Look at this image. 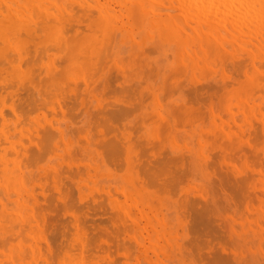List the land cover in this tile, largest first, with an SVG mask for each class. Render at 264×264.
<instances>
[{
    "label": "rangeland",
    "instance_id": "374dc122",
    "mask_svg": "<svg viewBox=\"0 0 264 264\" xmlns=\"http://www.w3.org/2000/svg\"><path fill=\"white\" fill-rule=\"evenodd\" d=\"M9 1H6V3L7 2H9V3L4 5L3 9L5 8V9H9V11H14V9H16V7H17L19 9H21L23 11V13H25V14H27V12H28L27 15L23 14L21 10H19L21 13L16 12V14L20 13L21 17L22 16L25 17L24 18L25 20L27 19L25 21L22 17V19L24 20L23 24L26 23V24L30 25V24H33V22H35V19L39 20V18H41V17H39V15L41 16V14H38V12H40V13L43 12V11H40V9L42 10V7H43V6H41L42 2H43V5L47 4L49 6V8H48V6H45V9L43 7V10L47 13H45V15L42 13L43 19L47 20V22L50 20L49 17H51V18L54 17L53 14H51L52 12L51 11L48 12V10H51L53 8L54 9L52 11L56 10L55 4L58 6L57 8L60 9V12H59V9H57L55 12L58 13V15L59 14L60 15H59V18H57L58 15L54 12L57 16L55 15L56 17L54 18L53 22L49 21V23H47L45 25V26H47V25L51 26L50 29L49 28H47V30H46V28L45 29L43 28V30L39 29V30H37V33H35V35H33V33L30 36H29V34L25 35V34L21 33L20 36H22V37H20V36L16 37L15 35H13L14 36L13 37V36L9 35V37H10L9 42H11V40H12V43L10 44L11 48L7 47V44L9 42H6V44H5L4 40L2 38H0V41H1V43H0V55L4 54V56H5V57L2 56L3 58H1V56H0V59H1L0 63L2 62V64H3V66L0 67V68H2V69H0V73L2 70L4 71V72L2 71V73L0 74V85L2 83V88L8 87L9 83L11 86H12V84H14V86H15V87L13 86V87L7 88V89H2L0 86V91L2 92V94H0V105L1 104L3 105V107L0 106V112L2 113L3 109L4 110L6 109L5 111H7V109L9 108L8 109L9 111L3 112L7 115L0 113V123H1V121H2V123L4 121V124H5V126L3 124H1V126H0V135H2V133H3V132H1V130L3 131L5 129V130H7L6 132H8V133H5V131H4V133L6 135L5 138H4V134H3V136L0 137V138H2V139H0L2 141V142L0 141V149H1L0 150V156L7 158V157H9L10 154H12V156L10 155L11 157L9 158L10 164H11V160H12V162L18 161L17 163L21 162L20 160H22L23 163L22 162L21 163H22L23 167L19 166L22 168V170H21V168L16 166L18 164L14 163V162L11 165L16 167V169L18 167V171H16V172L18 175L20 174L19 176H21V178H22L21 183L23 186L21 184L20 185H21V188L23 189V191L27 194L26 195L22 191L21 196L16 198L17 195L15 193L12 194L13 191H11L12 193H10L9 195H11L12 197L9 196V199L4 200L7 203V205H9V206L6 205L4 207V210H2V208H0V222H1L0 223V247H1V245L3 247V248H1V249H3V252L0 253L1 254L0 255V264H2V263L3 264H7V263L10 264L11 258L9 259L8 253H9V255L15 256L16 255L15 252L17 251L18 248H19V250L17 253H19L20 250H22V252H23V249L25 251L27 250L26 252H28V253H22V256H25L27 254L25 256V258L22 260L23 264H29V263L30 264H44V263L45 264H67V262H69V264L70 263L74 264V262H76L77 260L73 261V260H75L73 257L78 259V261H79V262L77 261L78 264H98V263L100 264V262H101V264H223V263L224 264H227V263L228 264H245V263H247V264H264V262H263L264 261L263 260L264 259V248H263V245H264L263 244L264 243V230H263L264 226L263 225L264 224H262L263 222H260L261 219H259L261 212L264 211V209H263L264 208V191H263L264 190V187H263L264 186V181H263V179H264V147H263V145H264V128L262 127L264 117L259 116L256 119H253L254 122L252 121V119L249 120V122H244L241 120L243 118L244 112H245V115H250V114L254 113L255 111H257L260 107L264 106V91L262 90L263 91L262 92L259 90L252 95H246V92L243 91V96L245 95L244 97L242 96V92H240V90H242L244 87H250V86L256 84V80L258 79L257 77H261L260 75H262L264 72V67H263V63H262L263 60L256 64V65L260 64V66L262 65L261 67L260 66L259 67L263 72L261 70H259L258 66H257V68H258L257 70L260 71V73L257 72L256 69H254V68H247V67L243 66L242 67L243 69L238 68V70L239 69L243 70V72L241 71L238 74L236 72V71H238V70H236L237 68H235V66L232 65L234 63L232 59H234V60L239 59L242 55H245L246 54V52H245L246 47H245V49H241V48L235 46V47H233L235 50L228 48L227 51L226 50L220 51L219 56L216 57V59L214 57L206 58L205 55H203L202 53L199 52V50H197L198 49L197 47L195 49L198 52L195 51V49H194L195 46L193 47L191 45L193 42L192 43L190 42L187 45H183V44L179 43L175 38L178 33H180L181 31H184L186 28H188L187 31H189L190 26L193 27L192 25L197 23L196 20H194V19L196 18L199 21V18L194 17V16L187 18V17H185L184 14H182L183 17L180 18V16L177 14V11L174 10L175 8L169 7L170 8L169 9L167 7L168 5L164 9L167 10L166 13H170L171 15L169 14V16H167V14L163 11L164 9L162 7H160V4H158L159 2H157V1L153 2L154 0L153 1L152 0H145L143 5L141 6V10H139V7H132V4L130 2H128V0L123 1L124 3L121 2L120 0H118L115 2L116 4L115 3L112 4V2H114L115 0L114 1L113 0L112 1L111 0H97V2H96V0H91V1L89 0L90 3L88 2V0H84V1L82 0L81 3H83L84 5L83 4L78 5V3H76L77 0H75L76 2L68 0L69 1L68 3H67V0H53V1L47 0L46 2L44 0H35V1L32 0L34 2V5L32 3L31 9L28 7L30 10H28V8L25 9V11L27 10V12H25L24 9L22 8V5L24 3L23 0L22 1L21 0H19V1L18 0H14V1L9 0ZM12 1H13V3H12ZM17 1H18V3H17ZM50 1H52V2L50 3ZM98 1L99 2L104 1L103 2L104 4L101 2L100 3L102 5L101 6V5H99ZM21 2H22V4H21ZM44 2H45V4H44ZM53 2H56V3L54 4ZM84 2H87L90 5H88L87 3H84ZM118 2L123 3V4H121V5L119 4V6H118V4H117ZM16 3L17 4L20 3V4L15 6ZM37 3H38V5H37ZM52 3H53V6H51ZM62 3H63V5H62ZM74 3L77 5H75ZM92 3L93 4L95 3V4L92 5ZM97 3H98V5H97ZM109 3L111 4L112 7L110 6ZM125 3H127V4H125ZM85 4H87V5H85ZM68 5H69V8H71L73 5H75V8H72V10L70 9L71 10L70 13L75 15L74 17L72 14H70L68 12H67L68 13L67 14L66 11L64 12V10L66 9L65 7L67 6V8H68ZM146 5H148V6L151 5L150 8L148 7L150 10L144 8V7L147 8ZM9 6L12 9L9 8ZM32 6L35 8H32ZM60 6H63L65 9L63 7L60 8ZM104 6H106L105 7L106 11L103 10ZM82 7L87 9L88 11H90V10L92 11V9H93V11H98V13L97 12L92 13L90 11L91 14H93L90 16H94L95 13H96L95 14L96 16L92 17V18H94L93 20H91V17L89 16L88 21L86 19H85L86 20L85 21L84 19H82V17L80 18V16H78L84 10ZM91 7H92V9H91ZM0 8L2 9V7H0ZM38 8H39V11L37 10ZM62 8H63V12L61 11ZM1 9H0V12H1ZM33 9H34V12L36 11L35 13H37L36 14L37 17L32 16V15H34V13L30 14L33 12ZM74 9H78V11L76 10L77 13L75 12L78 15H76L74 13V11H75ZM154 9H156V11ZM171 9L175 13L170 12ZM108 10H110L112 12V14ZM151 10L152 11L154 10L153 12H156V15L155 14L153 15V12L151 13ZM157 10L160 11L161 13L157 12ZM107 11L109 12L108 14H107ZM123 11H124V13H123ZM99 12H102V15ZM64 13H66L67 15L65 16ZM113 13H115V14H113ZM62 14H64V16L61 17ZM69 14L72 15V17ZM103 14L105 16H103ZM120 14H122V15L120 16ZM17 15H19V14H17ZM112 15H114L113 18L114 17L118 18L119 21H116L117 19H115V18L111 19ZM77 16L79 17V19ZM154 16H156V17H154ZM171 16L173 17V19ZM30 18H32V19L35 18V19H33L34 20L33 21ZM73 18L76 19V22L72 20ZM183 18L185 20L184 24L186 23V20H187L186 24L188 26L182 24ZM191 18L193 19L192 21L190 20ZM68 19H71L72 21L70 20L69 22H66V20L68 21ZM77 19H78V21H80L81 19H82V21L83 20L84 21L83 22L80 21L78 23ZM23 20L21 22H23ZM89 20H91V24L94 25L93 28H96V29H95V31H94V29H92L93 31H89L92 28V26H90L88 28V31L85 30V33H84V29H87L88 25L82 26L81 24H87V22H90ZM99 20H100V22H99ZM102 20L108 21V25H110V28L111 29L113 28L112 29L113 33H111L112 31H110L111 29L108 30L109 26L107 29H105V26L103 27ZM172 20H175V22H176V23L174 22V25L172 24L173 23ZM61 21H62V24H61ZM63 21H64V23H63ZM109 21H112V22L115 21V23L114 24L111 22L109 23ZM188 21L193 22V23H190ZM50 22L52 24H50ZM65 22L67 23V26H69L68 24H70V23H72L73 25L74 24L76 25V26H72L73 29L71 27L70 30L72 33L69 36H67V35L69 34L70 30L68 29L69 30V32H68V30L65 29V27H64ZM120 22H123V23L121 24ZM142 22H144L145 25ZM116 23H118V24H116ZM162 23L163 24L167 23V24L164 26ZM77 24L78 25L80 24L81 27H84V29L81 28V30H83V33L79 28L80 26L77 27L78 26ZM88 24L90 25V23H88ZM96 24H98V25H96ZM179 24H180V26L183 27L182 28L183 30H181V27L179 26ZM120 26H122V27H120ZM128 26L130 27V29ZM179 27H180V29H179ZM97 29L101 30V31H99V30L98 31H99V33L101 32L100 35L102 36V38H109V32H106V30L110 31V34L111 35L113 34V36H110L111 42H110V39H109V41H108V39H106V41H104L105 39L103 40L102 38H100L101 39L100 44L98 45V42L96 44V41L97 40L99 41V39H97L99 37H97V38L95 37L97 34L96 33ZM65 30H67L66 31L67 33L65 32ZM78 30H80L81 32L77 33ZM146 30L149 33V35H147ZM61 31L65 32V33H62ZM92 32H93V34H92ZM132 32H133V34H132ZM64 34L66 36H64ZM75 34L76 35L81 34V36L76 37ZM23 35L26 36L27 38L24 37ZM37 35L38 36L43 35V36L42 37L40 36V38H38ZM136 35H137V37H136ZM52 36H53V38H52ZM56 36H57V39H59L58 38L59 36H60V39L62 37V40L60 41L61 42L60 45H62L61 48L63 47L62 48L63 50L60 47H59L60 48L59 51L54 50L56 48L54 46V44H52V46H54L55 48L54 47L50 48L51 47L50 43H52V42L54 43L55 41H57L55 38ZM82 38H84V39L86 38V42H84V40ZM28 39H30V41ZM52 39H53V41H52ZM80 39H82V40H80ZM134 39H136L138 41V43L136 40L134 41ZM32 40L34 41L33 45H31L33 42ZM57 42L59 43V41H57ZM90 42H92V46L90 45L91 47H89V48L87 47L88 49H86V46L88 45V43L90 44ZM108 42L111 44H108ZM58 43L56 45H59ZM67 43H68V45H67ZM93 43H95V44L93 45ZM164 43H165V45H164ZM27 44L29 47L26 46ZM41 44H43V45L40 46ZM102 45H103V47H105L104 49L106 50L105 51L103 49L104 50L103 53L105 55L107 54V56H103L104 54L103 55L101 54L103 57L100 58V60L103 59L102 60L103 62L97 63L96 59L99 58V57H97V54H98V51L101 50ZM8 46H9V44H8ZM65 46H66V48L67 47L69 48L72 46L71 48H69V50L71 51V52H69L70 54L68 53V51L65 53L66 57L68 56V60H67L68 62L66 61L67 63L65 62V60L67 58L65 57L66 59H64L61 57V55H63V56L65 55V54H63L65 52L64 51ZM107 46L108 47L110 46L109 51H108V48L106 49ZM148 46H150L149 49L151 48V46H154L153 48H154L155 52L153 51L154 52L153 53L150 50L152 52L150 54H148L146 51L142 53V51H144L143 49L144 48L146 49ZM46 47H48V48L46 49ZM80 47H83L82 50L80 49ZM96 47H98L99 49ZM192 47H193V50H191ZM29 48L34 49V51L31 49L29 50V52L31 53L30 55L26 51ZM153 48H152V50H153ZM164 48H166L168 50H166V49L164 50ZM182 48H184V50H186V54H185V51L183 52ZM230 48H232V47H230ZM248 48L251 49V47H248ZM37 49H39V50L44 49L43 51L41 50V52H44L43 53L44 55H42V57L40 55L36 54L38 52ZM149 49H147L148 52H150ZM65 50H67V49H65ZM84 50L85 51L88 50V53L86 52V54H88L87 56L89 58L91 56H93L94 58L97 57L96 59H94L95 62L93 61V59H92V61H90L91 58L90 59L88 58L89 59L88 64H91V65L86 64L87 68H89L92 65H93V67H96V66L98 67V64H100V67H98L99 71L96 70L97 68L95 69L96 72L98 71L97 73L94 72L95 71L94 69L90 70V73L94 72L96 74V75H93L91 77L92 79L95 78L93 80L90 79V76L88 78L86 76H84L85 75L84 73L87 74L88 71L85 72V69H86L85 66L86 65L80 64L81 61H83L85 63V61L87 59V58H84L82 60L80 59V57H82V58L84 57V56H81L82 54L85 55V52L81 53V51H84ZM187 50H188V52H190V56L193 59H191V57L187 54L188 53ZM23 51H26V52H23ZM32 51H33V55H32ZM178 51H179V54H178ZM192 51H194V52H192ZM22 52L24 54H22ZM168 52L170 53V55ZM195 52H197V53H195ZM76 53L78 54V56ZM166 53L168 54V57L170 58V60L167 59ZM232 53L234 54V56L237 55V57H234ZM7 54L8 55L10 54V57H8ZM11 54L15 55V56H12ZM35 54L37 57H35ZM57 54H58V56L56 58ZM95 54H96V56H94ZM183 54L186 55L187 58L185 56H183ZM198 54H200V55H198ZM47 55H48V57H47ZM29 56H30V58H32V60L29 58ZM38 56H40L41 58L39 57V59H38ZM43 56H44V58H43ZM72 56H74V59L72 58ZM196 56H200V57L197 58ZM225 56H227V57H225ZM12 57H13V60L11 62L10 59H12ZM60 57H61V59H60ZM117 57H118V60H117ZM180 57L181 58L185 57V59H187L186 60L187 62L185 61V59L183 60V58H182L181 59L182 61L179 59V61H180V63H179L178 58H180ZM46 58H47V60H46ZM76 58H78V59H76ZM15 59H16V61H15ZM35 59H37V60H35ZM62 59H64V63H65L64 66H66V64H67V66L69 65L68 67H70L72 65V63L74 64L73 66L78 65V67L80 69L77 66H75V67L71 66L70 69L68 70L69 74L72 75V73H73V75L75 74L74 78L75 77H77V78L74 79L71 75H69L67 73L66 69H65L66 73L64 72V70H61L62 68H65V67H62L63 61L60 64V66H58L60 62L59 63L57 62L58 63L57 66L53 65V63H55L53 61H55V60L60 61ZM88 59H87V61H88ZM121 59L125 60V61H122ZM19 60H20V63L22 61L21 64L19 63ZM79 60H81V61L79 62ZM116 60L120 63V65H118L119 63ZM195 60H196L197 65L195 63ZM36 61H38L39 63H37ZM44 61H48V62L46 64L42 65V62H44ZM237 61L238 60H235V62H237ZM3 62L6 63V65H4ZM13 62H14V64H11ZM29 62H31V63L29 64ZM32 62H34V63L36 62V63L34 64ZM151 62H152V64H151ZM181 62H183V63H181ZM211 62H212L213 68L210 66ZM18 63L20 65V67H18L19 66ZM40 63L43 67L40 66ZM93 63H97V65L93 64ZM188 63H189V65H186ZM26 64H27V66L25 67ZM199 64H201V66ZM204 64H205V66H204ZM14 65L17 67V71H16V67ZM47 65H48V68L46 67ZM49 65H50V67H49ZM207 65L209 66L208 68H206ZM8 66L10 67V70H8V69L6 70V68H8ZM11 66L15 68V71L13 70L14 68H11ZM33 66L35 68H32ZM37 66L42 67V69L39 67V70H38ZM54 66H56V67H54ZM186 66H187V69L185 68ZM21 67L23 68V70L20 72L19 69ZM36 67H37V69H36ZM60 67H61V69H60ZM119 67H121L122 69H120ZM181 67L182 68L184 67L183 72H182ZM221 67L225 73L227 72L229 74V75L227 74L228 76H226V74L224 72L222 74ZM30 68H32L34 70V72L36 70L40 71V72H38V71L35 72L36 74L39 73V75H36V74L34 75L35 77H37V80H38V81L36 80L38 82L36 88H35L36 84L32 82L33 80H35L34 79L35 77L34 78L31 77L32 74L30 75V73H29V72L32 73V71H33V70H30ZM58 68L61 71V72L58 71V74L60 75L61 73H63L64 75H62V77L60 75L61 78H57L55 76V78H53L51 80L50 77H52V76H50V74L53 73V71H55V73H56ZM71 68H73V69H71ZM90 68H92V67H90ZM145 68L147 69L146 73L143 72V70H145ZM210 68H212V69H210ZM77 69H79L80 71H78ZM248 69H250V71H248ZM26 71H28V72L24 75L23 72H26ZM111 71H113V72H111ZM49 72H50V74H47ZM79 72H80V74H79ZM190 72H193V74L195 72L196 77H195V74L192 77L193 74H190ZM231 72H233V73H231ZM244 72L246 75L245 74L243 75ZM10 73H12V74H10ZM40 73H43V74L41 75ZM77 73H78V75H77ZM81 73H83L84 75H82ZM173 73H175L174 75L177 74L176 75L177 77L174 76ZM249 73H250V76H248V78L250 80L247 78V75H249ZM5 74H8V77ZM58 74H56V75L59 76ZM67 74L69 75V78L71 76L72 79L68 78L69 80H67L66 79L68 76ZM235 74H237V76ZM13 75H15V77H13ZM20 75H21V77H19ZM44 75H46V76H44ZM54 75H53V77H54ZM170 75H171V77L169 79ZM42 76L46 77V78L50 76L49 79L47 78L48 80L45 81L48 83L49 86L51 85V87H50L51 89L49 88L48 85H45L46 86L45 89H47V88L50 89V90L47 89L48 91H51L54 87L56 88L57 84H55V83H57V82H59V84L63 87V89L59 90L61 87L58 85L57 86L58 88L54 89V91L52 90V92H55V93L47 92L45 89L42 88L43 84H41V83H44L43 81L45 79L42 80L41 83L39 82V81H41L39 79ZM78 76H80L81 78ZM142 76H144V77H142ZM198 76H200L199 78H201V77L202 78L199 79ZM1 77H3V81H2ZM16 77L18 79L19 78L22 79L23 81L20 79H19V81H17ZM29 77L33 80H30ZM6 78L11 79L12 81L13 80H16V81H15V83H13L12 81L10 82V80H6ZM28 78H29V80H28ZM83 78L87 79V82H85L86 80L84 81ZM107 78L109 79V81ZM61 79L63 80V82L61 81ZM88 79H90V80H88ZM196 79L199 81H197ZM49 80H51L52 83ZM72 80H74V81H72ZM155 80H156V82L154 83ZM227 80H230V82H232L233 85H232V83H230L229 86L226 84L228 86L227 87L225 85V81H227ZM21 81L25 83L26 87L24 86V83H22ZM27 81H29V83ZM54 81H56V82L53 83ZM67 81H69L68 85L72 84V86L74 85L73 83H75V81L78 83L81 81L80 82L81 84L79 83L80 85H78L77 83H75V86L77 85V87L75 89V86L73 88L72 86H68L67 84H65V82L67 83ZM89 81L92 83L90 84ZM132 81L134 84L131 83ZM140 81L141 82L143 81L142 84L140 83ZM236 81L238 82L239 85L237 83L235 84ZM4 82H5V85H4ZM6 83H8V84L6 85ZM18 83H19V85H18ZM26 83L29 84L30 86L27 85ZM86 83H87V85H86ZM88 83L90 86L88 85ZM226 83H228V82H226ZM20 84H22V86ZM53 84L56 86H54ZM129 84L132 87H130ZM138 84H139V86H137ZM201 84H204V85L207 84V85L202 86ZM222 84H224V85H222ZM245 84L246 85L248 84V86H244ZM17 85L20 88V90L17 87ZM41 85H42L41 88L43 89V91H42V89H40ZM64 85H65V89L67 90L66 92L64 89ZM123 85H125V86L128 85V86L125 87ZM210 85L212 87H215V88L220 87L221 90L218 89L219 92H217V88H216L215 89L216 95H215V93L213 91H211V89L214 90V88H211ZM86 86H87V88H86ZM134 86H137V87L134 88ZM262 86H263V84H258L256 87L258 89L259 88L262 89ZM24 87H25V89H28V92L26 91L27 95L29 96L28 93L31 94L29 96L31 99H29V97L25 94V97H27L28 100H24L25 97H23L24 95L21 94V92H24V90H25V89L22 90V88H24ZM71 87H72V89H71ZM123 87H125V89L129 88L128 93L130 92L131 95L127 93V90H125V89L123 90ZM205 87L207 88V90L205 89ZM16 88H18V89L16 90ZM119 88L120 89L122 88L121 90H123V91H121ZM172 88H174L175 92L173 91ZM175 88H176V90H175ZM197 88H199V90H202V91H198ZM69 89L71 91H69ZM73 89H75V90H73ZM2 90H5V91L3 92ZM14 90H16L18 93L20 92L21 95L19 94V96H22V97L19 99L20 100L22 99L25 101V102L24 101H21V102H23V105L26 104V105H24L25 107H27L26 110L29 109V107H30L29 104H31V102H32V104H34L33 105L34 107L32 109L30 108V110L28 111L27 114L24 110L25 108H21V106H19V105H17V106H19L18 108L17 107L12 108V109H14L13 112H14L15 117L17 119L13 116L14 114L12 115L10 113L12 111V109L10 111V107H12L11 105L13 102L12 100L15 99V102L18 101L16 104L21 103L19 99L17 100V98H18V97L16 98L17 93ZM29 90L30 91L32 90V92L35 90L34 91L35 93L32 94L31 92H29ZM56 90H57V92H56ZM76 90H78V91H76ZM196 90L200 93V95H199V93H197ZM37 91L40 93H38ZM195 91H196V95H195ZM221 91L222 92L224 91V93H222ZM6 92L8 94H6ZM72 92H73V94L75 92L76 93L78 92L77 93L78 95L77 94L72 95ZM12 93H13V96H12ZM220 93H222V94H220ZM55 94H56V96H55ZM5 95L6 96L8 95L9 97L11 96L10 99L8 96H7L8 97L7 98ZM125 95H127V97H125ZM240 95L243 98H241ZM50 96H52V97H50ZM64 96L66 99L64 98ZM68 96H70V97L67 98ZM72 96H76V97H72ZM95 96H97V97H95ZM154 96H156V97H154ZM60 97L64 98L65 100L60 98ZM130 97L131 98L133 97L132 100ZM237 97H238V99L240 98L241 100L239 99L237 101ZM35 98L38 100V102L35 100ZM75 98H76V100H75ZM244 98H245V100L247 98V103H244V101H245ZM5 99H7V100H5ZM8 99L10 100L11 103L8 101ZM48 99H50L51 101H49ZM67 99H69V100H67ZM226 99H227V101H226ZM30 100H33V101H30ZM4 101H6V103H4ZM7 101L10 103V105H7V104H9ZM28 101L30 102L29 104L27 103ZM59 101H61V102H59ZM75 101H76V103L74 104ZM52 102H55V103H53L54 105L52 104ZM232 102H237L239 104L235 105L236 103L235 104L233 103L234 105H232ZM249 102H251L250 105H248ZM42 103H43V105H42ZM84 103H85V105H84ZM97 103H98V105H97ZM132 103H135V104L132 105ZM256 103L257 104L259 103V104L256 105ZM55 104H56V106H55ZM63 104L65 106L67 104L68 105L71 104L72 106L74 104V107L76 105L77 106L72 109V106L65 107ZM119 104H120V106H119ZM23 105H22V107H24ZM44 105H46L47 107H45ZM59 105H60V107H62V106L65 107V108L64 107L60 108V112H59V108H58ZM122 105L123 106L126 105V106L123 107ZM8 106H10V107H8ZM42 106H44V107H42ZM82 106H84V107L82 108ZM129 106H133V107L130 108ZM233 106H234V108H237V110H238L237 112H235L236 109L234 110ZM101 107L103 109H100ZM109 107H111V108H109ZM126 107H127L128 111H126ZM135 107H138V109ZM226 107L228 109L232 108V111L234 113H236L238 118H240L238 120L239 123L241 122L240 124L235 125L234 123H231V124L227 123L229 121H226V123L223 124L222 121H220L221 119H224L228 116V115H226V112L229 110ZM239 107H241V111H240ZM15 108H17V109H15ZM66 108L67 109L69 108V110L71 109V112H73V113H71V112L70 113L75 115V117L73 115H70V113H68L69 110H67ZM133 108L137 109V110L134 111V110H132ZM263 108L262 109L260 108V109L264 115V109ZM18 109L20 111L22 110V112H20ZM47 109H48V112L46 111ZM61 109L65 112H62ZM97 109L101 110V111L103 110L102 112H104V114L101 111H100L101 114L99 113L100 115L96 114ZM123 109H124L125 114H123L121 112V111H123ZM247 109L249 110V112L250 111H252V112L249 113L247 111ZM38 110H40V111H38ZM53 110H55V111H53ZM117 110H121V111H117ZM94 111H96V112H94ZM242 111H244V112H242ZM23 112H25L26 118H23V117H25V115L22 114ZM29 112H30V115H29ZM120 112H121V114H120ZM158 112H159V114H158ZM210 112L214 113V114L210 115ZM63 113H65V114L67 113L68 115L73 116L74 118L73 117L72 118L67 117V114L65 115L66 117H64V115L62 116ZM92 113L96 117L102 116L100 118V120L101 119H103V120L107 119V122L104 121L105 122L104 123V122H102V120H101V122L104 124L107 123L106 125H108L111 122L110 123L111 126L109 125V126H107L109 128H107L106 125H104L102 123H100L99 124L100 126H99L97 124L100 122L99 118L97 117L96 121H94L95 116L90 117L92 115ZM156 113L160 116H157ZM35 114H36V116H35ZM48 114H49V116H48ZM106 114L108 116L110 114L109 117L111 119ZM227 114H228V112H227ZM104 115H106L105 118H103ZM117 115H118V117H117ZM126 115H127V117H126ZM1 116L4 119L3 118L1 119ZM21 116H23V117H21ZM161 116L163 118H158ZM218 117H220V118L222 117V118L220 119ZM37 118H39L40 120L39 119L37 120ZM43 118H45V120ZM121 118L123 121L119 120ZM137 118H138V120H137ZM34 119H36V120H34ZM72 119H74V122L72 121ZM97 120H99V121H97ZM18 121H20V122L18 123ZM38 121L39 122L41 121V123L43 125L41 123L39 125ZM50 121H52L54 125H57V127L56 126L53 127L54 125H52V122H50ZM92 121H94V122L92 123ZM169 121H170V123H169ZM219 121H220V123H219ZM34 122H37V123H34ZM47 122H49V124ZM259 123H260V125H259ZM22 124H25V125L27 124L26 125L27 127L25 125H24L25 126L24 127ZM30 124H32L33 129L35 131L30 130V129H32V126L30 128ZM36 124H38V125H36ZM91 124H97V126L93 125V127H92ZM101 124H102V126H101ZM132 124H134V125H132ZM220 124H223V125L220 127ZM226 124H229V125H226ZM8 125H9V128H8ZM13 125L16 128H14ZM16 125H18L19 127ZM28 125H29V127H28ZM231 125H233V126H231ZM35 126L38 129L41 126H44L45 128L44 127H43V129L40 128L42 131L43 130L45 131V129H47V127L49 129L55 130L57 135L54 136V140L51 139V141L53 140L52 142L55 145H53L52 142L49 143V144H52V146H54L53 147L54 149L51 148L52 146L48 144L47 140H45V141L47 142V145H49L48 146L49 148L47 147V149H44L45 151L50 149L53 152L49 150L46 153H44L42 151L43 152L42 153L39 150L40 147H41L40 149L43 150V147H42L43 145L40 146V144H39V147H38V145L36 144L37 142H35V140L37 141L38 135H39V137H41L43 139V137H42L43 134L41 135V133H43V132L36 134V133H38V131L40 132V129L36 131L37 128H35ZM103 126H105L106 128ZM114 126L117 127V129ZM125 126H126V128H125ZM135 126H136V130L134 129ZM139 126H141V127H139ZM138 127H139V129H137ZM167 127H169L168 130H167ZM223 127H225V128H223ZM238 127H241L242 129L240 130V128H238ZM79 128H81V130ZM92 128H93V130H92ZM219 128L222 129V131L224 130V132H222ZM228 128L229 129L232 128V129H234V131L232 130L233 132H230L231 130H229ZM8 129L9 130L11 129L10 130L11 132H9ZM49 129H47V130H49ZM226 129H227V132L225 131ZM117 130L119 133L117 132ZM164 130H165V132H163ZM109 131H110V133H109ZM154 131H156V132H154ZM234 132L235 133L237 132V133L235 134ZM27 133L31 134V135H28ZM96 133H97V135H96ZM100 133H102V134H100ZM115 133H116V135L117 134L118 135L116 136ZM222 133H224V134L226 133L231 138L228 139L229 137H224L222 135ZM239 133L241 134V136L238 135ZM226 134H225V136H227ZM112 135H113V138H112ZM154 135H156V137H154ZM217 135L219 136V138L217 137ZM12 136H14V137H12ZM15 136L18 139H15ZM57 136H58V138H57ZM85 136H86V138L88 137V140L85 138ZM108 136H109V139H108ZM27 137L32 141L26 140ZM67 137L70 141L67 139ZM120 137H122V138H120ZM157 137H159V138H157ZM10 138H14L15 140L10 141ZM106 138H107L106 141H100V139L105 140ZM130 138L133 140H130ZM239 138H241V140ZM20 139H23V141H21ZM110 139L116 140L115 143H114V140H113V142H112V140L109 141ZM141 139H142L143 145H141L142 142L139 143ZM3 140H5V141H3ZM18 140L21 141V143H19ZM172 140H174L175 143ZM245 140H247V142ZM25 141H27V143H24ZM38 141H41V142H38L41 144H44L43 142H45V141L42 142V140H40V139ZM48 141L50 142V140H48ZM117 141L120 144H118ZM4 142L6 143V145L4 144ZM9 142H11V145L13 144V148L14 149L16 148L17 151L12 150L13 148H11L12 146L9 145L10 144ZM46 142H45V144H46ZM235 142H237V143H235ZM18 143L22 144V146H25L26 149H27L28 145L29 146L34 145L35 149L31 148V150H32L31 151L30 147H32V146H30L27 150L24 149L23 147L22 148L24 150H20L21 145H19ZM94 143H95V145L96 144L98 145V148L96 147L97 145L96 146L94 145ZM153 143H154V145H152V147L149 148L151 146V144H153ZM233 143H235V144H233ZM248 143L250 145H248ZM7 144H8V146H7ZM15 144H17V145H15ZM101 145L104 147L102 148ZM122 146H123V148H122ZM134 146H136V147H134ZM36 147L38 148V150L41 152L42 155L38 154L40 152L37 151ZM141 147L143 149H141ZM119 149L120 150L122 149V150L120 151ZM165 149H167L166 152L168 154L164 153ZM19 150L24 151L25 153H28V155L25 153L22 154L23 152H20ZM25 150L28 152H26ZM35 151L38 152L37 155H40L39 158L42 160L38 159V161H37V158L36 159L34 158L36 161L34 160L35 162L33 161V164L31 165L30 163L32 162V160H30L29 157H31L32 152L35 153ZM104 151H106L108 156L106 155V153H104ZM197 151H199V152H197ZM9 152H10V154H9ZM11 152H13L14 154ZM112 152H113V154H112ZM259 152H260V154H259ZM116 153H118V155ZM143 153H144V156H142ZM161 153H164V155L162 154V156H161ZM256 153L258 155H256ZM109 154H111V155H109ZM24 155H26L27 157L30 155L28 157L29 158L28 160L26 158V160L29 161V163L24 162L25 160H23V159L26 157ZM35 155H36V153H35ZM104 155H106V156L103 157ZM168 155H169V158L167 157ZM22 156H23V158H21ZM66 156H67V158H66ZM109 156L112 157L114 160L111 158L112 159V161H111ZM118 156L119 157L122 156V157L119 158ZM163 156L166 158H164ZM34 157H36V156H34ZM132 157L135 160H133ZM106 158L107 159L109 158V159L107 160ZM137 158H139V159H137ZM209 159H211V160H209ZM164 160H166V161H164ZM183 160H185V161H183ZM70 161H72V163ZM75 161H77V162H75ZM106 161L108 163H106ZM141 161H143V162H141ZM73 162L76 164H73ZM91 162L94 165V166L92 165V168L89 167V165L87 164V163H91ZM109 162H110V164H109ZM146 162H147L148 168L151 165H152V167H154L158 164V166H156V169L157 170L159 169L158 170L159 172L161 171L160 174L158 175V172L154 171L155 168L150 167V168H152L151 170H150V168L149 169L146 168L147 167ZM184 162H185V164H184ZM160 164H161V166H160ZM19 165H21V164L19 163ZM120 167H122V168H120ZM138 167H141V169ZM236 168H238V169L236 170ZM75 169H76V171H75ZM256 169L257 170L259 169V170L257 171ZM61 170H63V171L67 170V171L62 172ZM142 170H145V171H143L145 173H143ZM77 171H78V173H77ZM87 171H89V172H87ZM152 171H154V172L151 173V177L148 176V175H150V172H152ZM54 172L56 174H58L57 179H56L57 176ZM69 172L72 175L69 176ZM258 172L261 175H259ZM141 173L144 175L145 178L143 177V175ZM47 174H49V175L47 176ZM74 174H77V177H76V175L74 176ZM171 174L175 175V176L172 175L173 179H172V177H170ZM152 175L156 178L152 179V178H154ZM178 175H180L182 177V180H180L181 177H179ZM242 175L248 177V178H245L247 184L244 183L245 182V180H243L244 178L243 179L240 178ZM249 175H250V177H249ZM236 176L237 177L240 176L239 178L242 179L244 182L242 181V183H241L239 181H236ZM28 177H29V179H28ZM175 177L177 180L179 179L181 182L180 183L178 182V184H177L175 182L176 180L174 179ZM160 178H162V179H160ZM146 179H148L147 180L148 182H146ZM164 179H167V181H165ZM155 180H156V182H158V184L155 182ZM123 183H125V184H123ZM145 183H146V185H145ZM160 183L164 184V185L161 186ZM195 183H196V185H195ZM175 184H177V186ZM24 185H26L25 186L26 189L24 188ZM70 185H72V186H70ZM149 185L151 187H149ZM159 185H160V187H159ZM165 185H166V187H165ZM192 185H193V187H192ZM241 185H243L245 188ZM127 186L130 188H128ZM153 186H155V187H153ZM195 186H196V188H195ZM102 187H103V189H102ZM168 187H170V188H168ZM240 187H242V190L238 189ZM260 187H262V188H260ZM55 188H57V189H55ZM109 188H110V190H109ZM29 190H31L32 194H31V192H29ZM125 190L127 192H125ZM132 190L134 191V193L136 195L133 193ZM27 191L29 193H27ZM2 192H0L1 196H2ZM112 193H113V195H112ZM171 193H173V194L171 195ZM175 193H176V195H175ZM123 194H124V197H123ZM131 194H132V196H130ZM14 195H15V197H13ZM96 195L98 198L95 197ZM245 195H246V197H245ZM45 196H46V198H45ZM107 196H108V198H106ZM188 196H190V197H188ZM88 197H90V199ZM127 197H129V199ZM131 197H133V198H131ZM136 197H138V198H136ZM261 197H262V200H260ZM14 198H16V199H14ZM119 198H122V199H119ZM27 199H28V201H26ZM101 200H103L105 203L103 201H102L103 202L102 203ZM21 201L24 203L27 202L25 205L26 208ZM48 201H49V203H48ZM96 201H97V203H95ZM194 203L196 204V206H194L195 205ZM203 203H205V205H203ZM27 204H29V205H27ZM35 204H36V206H35ZM116 204H117V206H116ZM96 205L99 207L97 208ZM16 206H21L22 211L20 209H19L20 212L16 211L18 208H20V207H16ZM33 206H34V208L36 207L37 209L36 208L34 209ZM102 206H105V207H102ZM203 206L205 209L204 208H202V209H204V210L201 209V207H203ZM23 207L25 208V211L28 208L27 209L28 212L27 211L24 212ZM10 208H11V210H10ZM13 208H14V210H12ZM259 208H261V209H259ZM6 209L8 210V212L6 211ZM101 209L104 211L106 210V211L102 212ZM205 210L207 211L206 213H205ZM14 211H16V212H14ZM202 211L204 213L201 214ZM13 212H14V214H13ZM21 212H22L23 220H20V219H22L21 218ZM139 212H140V214H139ZM186 212H187V215H186ZM16 213H18V214H16ZM250 213H251V215H250ZM35 214H36V216H34ZM144 214H145L146 218L148 216V219H146L144 217ZM139 215L141 216V218ZM37 216H38V218H37ZM122 216H123L124 221H125V222L122 221L123 223H121V217ZM160 216H161V219H160ZM111 218H112V220H110ZM132 219L138 220V221H136V222H138V224L135 225L136 222L133 221ZM249 219H250V221H249ZM1 220H3V221H1ZM4 220H5V223H4ZM24 220H26V221H24ZM34 220H36V221H34ZM30 221H31V223H30ZM74 221H75V223H74ZM117 221H119V222H117ZM263 221H264V219H263ZM22 222L24 223V225H26V223H27V226L30 228L22 225V227L24 226V228L22 229V227H20L22 229V231H20L21 229L19 228V226H21ZM61 222H62V224H61ZM65 223H67V224H65ZM107 223L109 225H107ZM16 224H17V226H16ZM209 224H212V226L211 225L209 226ZM247 224H248V226H247ZM257 224L259 227H257ZM58 225H59V228H58ZM56 226H57V228H56ZM67 226H68V228H67ZM69 226L72 228H70ZM213 226L216 228H214ZM252 226H253V228H252ZM25 227L27 228L26 233L23 232V230L25 231ZM54 227L56 229H58L57 230L58 232L55 231L56 229ZM120 227H121V229H120ZM207 228H209V229H207ZM2 229H4V230L11 229V230H14L17 232L19 231L20 234H22V232H23V234L21 235V237L22 236L23 237L21 238L20 234L18 233L19 236H17V237L15 235H12L10 240H3V238H1L2 237L1 233L3 232ZM210 229H213L217 232L215 233V231H213V230L211 231ZM68 231H69V233H68ZM160 231H161V234H160ZM66 232L68 233V235ZM82 232H83V234H82ZM155 233H156V237H154ZM258 233L261 234L262 238L259 236L260 234H258ZM18 234H16V235H18ZM49 234H51V235L49 236ZM54 234H55V236H53ZM170 234H172V235H170ZM215 234H217V235H215ZM117 235H119V236H117ZM164 235H165V237H164ZM211 235H213V236H211ZM13 236H15L14 239H13ZM112 236H114V238ZM214 236H215V238H214ZM77 238H79V240H80V242H79L80 245L82 244L81 247H79V245H78L79 240ZM111 238H112V240H111ZM11 239L13 241L17 240V242L16 243L12 242ZM8 241L9 242L11 241V243H13V244L9 243ZM4 242L5 243L7 242L6 245ZM18 242L19 243L22 242V244H20L21 249L18 245L19 244ZM25 242H27L28 244ZM192 242H193V244H191ZM124 243H126L127 245ZM196 243L198 246H195ZM64 244H65V246H64ZM34 245H36V247L37 246L38 247L36 248ZM74 245H76V246H74ZM84 246L86 247V249H84L85 248ZM130 247H132V248H130ZM29 248H30V250H29ZM199 248L204 250L206 252V254H204V251L200 250ZM1 249H0V251H2ZM11 249H12V252H10ZM105 249H106V251H105ZM193 249H194V251H193ZM259 249H261V251L263 250V252H261ZM32 251L34 253L31 254ZM126 251L129 252V254L126 253ZM201 251L203 252V255L200 253ZM80 252H81V254H80ZM83 252H86V253L89 252V253L86 254ZM130 252H132V253H130ZM210 252H212V253L214 252V254H212ZM6 253H7V255H5ZM36 253H38L39 255H37ZM35 254H36V256H35ZM83 254H84V258H83ZM89 254L90 255L92 254L91 255L92 257ZM4 255H5V257H4ZM40 255H41V257H40ZM79 255H81L82 258L79 257ZM126 255H128V256H126ZM129 255H132V256L130 257ZM76 256H78V257H76ZM197 256H199V257H197ZM205 256L206 257L208 256V257L206 258ZM210 256L212 258H215V259L212 260V258ZM87 257H88V260L86 259ZM145 257H147V258H145ZM222 257H226V258H222ZM71 258H72L73 262L70 261ZM124 258H126V259H124ZM203 258H205V259L203 260ZM209 258H211V259H209ZM13 259H15V258H13ZM83 259H85V260H83ZM89 259H91V261H89ZM216 259H217V261H216L217 263H215ZM223 259L225 261L227 260L226 263L224 262ZM67 260H69V261H67ZM93 260H96L98 263H96V261L94 262ZM218 260H220V261H218ZM82 261H84V263ZM229 261L230 262L232 261V262L229 263ZM77 262H76V264H77Z\"/></svg>",
    "mask_w": 264,
    "mask_h": 264
},
{
    "label": "bare ground",
    "instance_id": "6f19581e",
    "mask_svg": "<svg viewBox=\"0 0 264 264\" xmlns=\"http://www.w3.org/2000/svg\"><path fill=\"white\" fill-rule=\"evenodd\" d=\"M6 1H9V0H0V7H2V9L0 8V9H1V12H0V38H2V39L4 40V43H5V44H6V42H9V40H10L9 35H11V36L15 35L16 37H19V36L21 35V33H22V34H25V35L29 34V36H30L32 33H33V35H35V33H37V30H39V29H42V30H43V28H44V29L46 28V30H47V28L50 29L51 26H48V25L45 26V25H46L47 23H49V21H52V22H53L54 18L58 15V13H56L55 11H56L57 9H59V8H57L58 6L55 4L56 2H53V3L55 4L56 10L52 11V10L54 9V8L52 7L53 9L48 10V12L51 11V12H52L51 14H53L54 17H52V18L49 17L50 20L48 19V20H49L48 22H47V20L43 19V15H42V13H43L44 15H45V13H47V12H45V11L43 10V7H44V9H45V6H48V5H47V4H46V5H43V2H42V5H41V6H43V7H42V10L40 9V11H43V12H41V13L38 12V14H41V16L39 15V17H41V18H39V20H36V19H35V18L37 17V16H36L37 13H35L36 11L34 12V9H33V12L30 13V14H33V13H34V15H32V16H33V17L36 16V17L33 18V19H35V22H33V24H30V25H31V26H30L29 24H26V23L23 24V23H24V20H25V19H24L25 17L22 16L23 19H24V20H23L22 17H21V15H20L21 12L19 11V10H21V9H19V8H17V7H16V9H14V11H9V9H5V8L3 9V6L10 2V1H9V2L6 3ZM13 1H14V0H13ZM13 1H12V3H13ZM18 1H19V0H18ZM18 1H17V3H18ZM21 1H22V0H21ZM33 1H35V0H33ZM33 1H32V0H23L24 3H23V5H22V8L24 9V11H25V9H27L28 7L31 9V5H32V3H33V5H34V2H33ZM44 1L46 2L47 0H44ZM52 1H53V0H52ZM52 1H50V3H51ZM69 1H74V2H76L75 0H69ZM69 1L67 0V3H68ZM83 1H84V0H83ZM90 1H91V0H90ZM111 1H112V0H111ZM113 1H114V0H113ZM116 1H118V0H115L114 2H112V4H114ZM120 1L123 2V1H126V0H120ZM152 1H153V0H152ZM156 1L159 2L158 4H160V7H162L163 9H164L167 5H168V6H167L168 8H169V7H173V8H175L174 10L177 11V14L180 16V18L183 17L182 14H184L185 17H187V18H190L191 16H194V17L199 18V21H198V19H196V18L194 19V20H196L197 23H195L194 25H192L193 27L190 26L191 24L189 25V26H190V30H189V31H187L188 28H186L184 31H181V30H183V29H182L183 27L180 26V24H179V26L181 27V30H180L181 32L178 33V34L176 35V37H175L176 40H177L179 43H181V44H183V45H187L188 43H190V42L192 43V42H193L191 45H192L193 47L195 46L194 49L197 47V48H198L197 50H199L200 53H202L203 55H205L206 58H208V57H209V58L214 57L215 59H216V57L219 56L220 51H223V50H226V51H227L228 48L233 50V49H234L233 47H235V46H237V47H239V48H241V49H245V47H246V51H245L246 54H245V55H242V56L239 58L240 60H239V59H235V60H238L237 62H235V60L232 59L233 62H234L232 65L235 66V68H237L236 70H238V68H242V67L244 66V67H247V68H254V69H256L257 72L260 73V71H258L257 69L259 68V70H261L260 67H261L262 65L260 66V64H259V65H256V64H257L258 62H261L262 60H263V62H262V63H263V67H264V0H154L153 2H156ZM38 2H39V1H38ZM45 2H44V4H45ZM48 2H49V1H48ZM57 2H58V1H57ZM59 2H60V1H59ZM61 2H62V1H61ZM81 2H82V0H81V1H80V0H79V1L77 0L76 3H78V5L83 4V3H81ZM88 2H89V0H88ZM96 2H97V0H96ZM101 2H102V1H101ZM101 2L98 1L99 5H101V4H100ZM103 2H104V1H103ZM103 2H102V3H103ZM105 2H106V1H105ZM128 2H130V3L132 4V7H139V10H141V6H142L143 3L145 2V0H128ZM128 2H127V3H128ZM17 3H16L15 6H17V5L20 4V3H19V4H17ZM40 3H41V2H40ZM40 3H39V4H40ZM53 3L51 4V6H53ZM65 3H66V2H65ZM70 3H71V2H70ZM84 3H87V2H84ZM89 3H90V2H89ZM98 3H97V5H98ZM123 3H124V2H123ZM123 3H119V2H118L117 4H118V6H119V4L121 5V4H123ZM127 3H125V4H127ZM21 4H22V2H21ZM35 4H36V3H35ZM60 4H61V3H60ZM74 4H75V3H74ZM87 4H88V3H87ZM87 4H85V5H87ZM94 4H95V3H94ZM94 4L92 3V5H94ZM103 4H104V3H103ZM105 4H106V3H105ZM109 4H110V3H109ZM115 4H116V3H115ZM8 5H9V4H8ZM10 5H11V4H10ZM37 5H38V3H37ZM62 5H63V3H62ZM64 5H65V4H64ZM70 5H71V4H70ZM75 5H77V4H75ZM75 5H73L74 7L72 6L71 8H69V5H68V8H67V6L65 7L66 9H65L63 6H60V8L63 7V8L65 9L64 12L66 11V13H67V12L70 13V11L72 10V8H75ZM83 5H84V4H83ZM83 5H82V6H83ZM88 5H90V4H88ZM101 6H102V5H101ZM110 6H111V4H110ZM110 6H109V7H110ZM144 6H145V5H144ZM146 6H147V8H146V7H144V8H145V9H149L151 5H150V6L146 5ZM12 7H13V6H12ZM37 7H38V6H37ZM84 7H85V6H84ZM92 7H93V6H92ZM92 7H91V9H92ZM98 7H99V6H98ZM105 7H106V6L103 7V10H105ZM111 7H112V6H111ZM111 7H110V8H111ZM127 7H128V6H127ZM148 7H149V8H148ZM9 8H11V7L9 6ZM14 8H15V7H14ZM29 8H28V10H30ZM32 8H35V7L32 6ZM48 8H49V6H48ZM50 8H51V7H50ZM63 8H62V10H61L62 12H63ZM77 8H78V7H77ZM82 8H83V7H82ZM85 8H86V7H85ZM85 8H83L84 10H83V11L81 12V14H79V15L76 14L77 11H78V9H74V10H75L74 13L76 12V13H75L76 15L80 16V18L82 17V19H84V20L86 19L87 21H88V19H89V16H90V15H93V14H91V12H92V13H93V12H97V13H98V11H93V9H92V11L90 10V11H91V12H90V11H88V10L85 9ZM11 9H12V8H11ZM11 9H10V10H11ZM70 9H71V10H70ZM145 9H144V10H145ZM169 9H170V8H169ZM2 10H3V11H2ZM37 10L39 11V8H38ZM76 10H77V11H76ZM113 10H114V9H113ZM142 10H143V9H142ZM149 10H150V9H149ZM149 10H148V11H149ZM154 10L156 11V9H154ZM154 10H153V11H154ZM158 10H159V9H158ZM158 10H157V12H160V11H158ZM161 10H162V9H161ZM21 11H22V10H21ZM105 11H106V10H105ZM108 11L112 14V12H111L110 10H108ZM108 11H107V14L109 13ZM153 11L151 10V13H152ZM163 11L166 13L167 10L164 9ZM16 12H20V13H17V14H19L20 16L17 15ZM25 12H27V10H26ZM54 12H55L57 15H56ZM59 12H60V9H59ZM72 12H73V11H72ZM79 12H80V11H79ZM119 12H120V11H119ZM170 12H173V10L171 9ZM22 13H23V11H22ZM66 13H64L65 16L68 14V13H67V14H66ZM99 13H101V15H102V12H99ZM123 13H124V11H123ZM123 13H122V14H123ZM160 13H161V12H160ZM173 13H175V12H173ZM173 13H172V14H173ZM23 14H25V13H23ZM27 14H28V12H27ZM27 14H25V15H27ZM64 14H62L61 17L64 16ZM70 14H72V13H70ZM70 14H69V15H70ZM95 14H96V13H95ZM95 14H94V16H96ZM111 14H110V15H111ZM113 14H115V13H113ZM116 14H117V13H116ZM122 14H120V16H121ZM154 14L156 15V12H153V15H154ZM162 14H163V13H162ZM162 14H161V15H162ZM166 14H167V16H169L170 13H166ZM166 14H165V15H166ZM25 15H24V16H25ZM55 15H56V16H55ZM59 15H60V14H59ZM59 15L57 16V18H59ZM72 15H73V14H72ZM72 15H70V16L72 17ZM101 15H100V16H101ZM170 15H171V14H170ZM181 15H182V16H181ZM18 16H19L20 18H19ZM32 16H31V17H32ZM47 16H48V15H47ZM50 16H51V15H50ZM74 16H75V15H73V17H74ZM78 16H77V17H78ZM94 16H90V17H91V20L94 19V18H92V17H94ZM103 16H105V15L103 14ZM113 16H114V15L111 16V17H112L111 19H114V18H115V17L113 18ZM61 17H60V18H61ZM126 17H127V16H126ZM138 17H139V16H138ZM154 17H156V16H154ZM171 17H172V16H171ZM171 17H170V18H171ZM75 18H76V17H75ZM103 18H104V17H103ZM119 18H120V17H119ZM124 18H125V17H124ZM30 19H32V18H30ZM33 19H32V20H33ZM37 19H38V18H37ZM51 19H52V20H51ZM61 19H62V18H61ZM78 19H79V17H78ZM78 19H77V21H78ZM82 19L80 20L81 22L84 21V20L82 21ZM111 19H110V20H111ZM115 19H117L116 21H119L118 18H115ZM122 19H123V18H122ZM122 19H121V20H122ZM126 19H127V18H126ZM143 19H144V18H143ZM172 19H173V17H172ZM22 20H23V22H21ZM26 20H27V19H26ZM26 20H25V21H26ZM70 20H71V19H68V21L66 20V22H69ZM72 20L76 22V19L73 18ZM72 20H71V21H72ZM86 20H85V21H86ZM91 20H89L90 22H87V24H81L82 26H83V25H88V26H87V29H84V27H81L80 24H79V25L77 24V25H78L77 27L80 26V27H79L80 30H81V28L84 29V33H85V30L88 31V28H89L90 26H92V28H91V30H89V31H93L92 29H94V31H95L96 28H93L94 25L91 24ZM170 20H171V19H170ZM181 20H182V19H181ZM190 20L192 21L193 19L191 18ZM33 21H34V20H33ZM80 21H78V23H79ZM112 21H113V20H112ZM112 21H109V23L111 22V23L114 24L115 21H114V22H112ZM127 21H128V20H127ZM142 21H143V20H142ZM150 21H151V20H150ZM172 21H173L172 24L174 25L175 20H172ZM66 22H65V25H66V26L64 25V27H65V29H67V30H68V29L70 30L72 26H76L75 24L73 25L72 23H70V24H68L69 26L71 25V26L69 27V26H67V23H66ZM99 22H100V20H99ZM138 22H139V21H138ZM184 22H185V20H184V18H183V22H182V24H183V25H187V24H186V23H187V20H186V23H185V24H184ZM188 22H190V21H188ZM63 23H64V21H63ZM88 23H90V25H89ZM120 23L122 24L123 22H120ZM136 23H137V22H136ZM142 23L144 24V22H142ZM150 23H151V22H150ZM175 23H176V22H175ZM177 23H178V22H177ZM190 23H193V22H190ZM50 24H52V23L50 22ZM61 24H62V21H61ZM98 24H99V23H98ZM98 24H96V25H98ZM116 24H118V23H116ZM126 24H127V23H126ZM128 24H129V23H128ZM151 24H152V23H151ZM162 24H163V23H162ZM166 24H167V23H164L163 25L165 26ZM59 25H60V24H59ZM102 25H103V27L105 26V29H107L108 26H109L108 30L111 29V28H110V25H108V21H106V20H102ZM137 25H138V24H137ZM144 25H145V24H144ZM152 25H153V24H152ZM106 26H107V27H106ZM112 26H113V25H112ZM122 26H123V25H122ZM122 26H120V27H122ZM131 26H132V25H131ZM176 26H177V25H176ZM187 26H188V25H187ZM66 27H67V28H66ZM68 27H69V28H68ZM99 27H100V26H99ZM123 27H124V26H123ZM128 27H129V26H128ZM180 27H179V29H180ZM184 27H185V26H184ZM79 28H78V29H79ZM132 28H133V27H132ZM132 28H131V29H132ZM72 29H73V27H72ZM112 29H113V28H112ZM112 29H111L110 31H112ZM129 29H130V27H129ZM135 29H136V28H135ZM58 30H59V29H58ZM61 30H62V29H61ZM67 30H65V32H66ZM69 30H68V32H69ZM80 30H78L77 33H80L81 31H82V33H83V30H81V31H80ZM98 30H99V29L96 30V33H97V34H96V36H95V35H94V36H95L96 38L99 37V38H97V39H99V41H98V40L96 41V44H97V42H98V45H99V44H100V40H101L100 38H102V36L100 35L101 32L99 33V31H101V30H99V31H98ZM62 31H63V30H62ZM62 31H61V32H62ZM97 31H98V32H97ZM104 31H105V30H104ZM110 31H107V30H106V32H109V38H102L103 40L105 39L104 41H106V39H108V41H109V39H110V42H111V37H110V36H113V34L111 35V34H110ZM134 31H135V30H134ZM39 32H40V31H39ZM65 32H62V33H65ZM59 33H60V32H59ZM66 33H67V32H66ZM71 33H72V32H71V30H70V32H69V34H68L67 36H69ZM82 33H81V34H82ZM111 33H113V31H112ZM114 33H115V32H114ZM146 33H147V35H149V33L147 32V30H146ZM38 34H39V33H38ZM81 34H78V35L75 34V36H76V37H77V36H81ZM92 34H93V32H92ZM132 34H133V32H132ZM134 34H135V33H134ZM150 34H151V33H150ZM62 35H63V34H62ZM62 35H61V36H62ZM97 35H98V36H97ZM99 35H100V36H99ZM129 35H130V34H129ZM143 35H144V34H143ZM23 36H24V35H23ZM37 36H38V35H37ZM37 36H36V37H37ZM40 36L42 37L43 35H40ZM40 36H38V38H40ZM64 36H66V35L64 34ZM64 36H63V37H64ZM75 36H74V37H75ZM154 36H155V35H154ZM154 36H153V37H154ZM13 37H14V36H13ZM20 37H22V36H20ZM24 37H26V36H24ZM48 37H49V36H48ZM130 37H131V36H130ZM136 37H137V35H136ZM142 37H143V36H142ZM26 38H27V37H26ZM52 38H53V36H52ZM55 38H56L57 41H59V43H58L57 41H55L54 43H53V42L50 43V46H51L50 48H52V47L55 46L56 48L54 47L55 49H54V48H53V49L59 51L60 48H61V46H62V45H60V44H61L60 41L62 40V37H61V39H60V36L58 37L59 39H57V36H56ZM66 38H67V37H66ZM131 38H132V37H131ZM143 38H144V37H143ZM15 39H16V38H15ZM82 39L84 40V42H86V38H85V39L82 38ZM82 39H80V40H82ZM120 39H121V38H120ZM136 39H137V38H136ZM136 39H134V41H135ZM5 40H6V41H5ZM26 40H27V39H26ZM28 40L30 41V39H28ZM36 40H37V39H36ZM65 40H66V39H65ZM90 40H91V39H90ZM103 40H102V41H103ZM153 40H154V39H153ZM153 40H152V41H153ZM18 41H19V40H18ZM32 41H33V40H32ZM32 41H31V42H32ZM52 41H53V39H52ZM104 41H103V42H104ZM136 41H137V40H136ZM159 41H160V40H159ZM93 42H94V41H93ZM0 43H1V41H0ZM4 43H3V44H4ZM11 43H12V40H11V42L8 43L9 46H8V44H7V47H8V48L11 46V45H10ZM57 43H58L59 45H56ZM104 43H105V42H104ZM104 43H103V44H104ZM137 43H138V41H137ZM155 43H156V42H155ZM155 43H154V44H155ZM28 44H29V43H28ZM28 44H27L26 46H28ZM33 44H34V41L32 42L31 45H33ZM48 44H49V43H48ZM52 44H54V46H52ZM94 44H95V43H93V45H94ZM108 44H111V43L108 42ZM108 44H107V45H108ZM13 45H14V44H13ZM13 45H12V46H13ZM42 45H43V44H41L40 46H42ZM67 45H68V43H67ZM71 45H72V44H71ZM90 45L92 46V42H90V44L88 43V45L86 46V49H88L89 47H91ZM155 45H156V44H155ZM164 45H165V43H164ZM164 45H163V46H164ZM40 46H39V47H40ZM46 46H47V45H46ZM95 46H96V45H95ZM95 46H94V47H95ZM157 46H158V45H157ZM28 47H29V46H28ZM30 47H31V46H30ZM48 47H49V46H48ZM48 47H46V49H47ZM59 47H60V48H59ZM71 47H72V46H71ZM71 47H69V48H71ZM87 47H88V48H87ZM101 47H102V48H101ZM101 47H100V48H101L102 51L99 50V51H98V54H97V57H99V58H97V57L94 58L93 56H91V57H90V58H91L90 61H92V59H93V61L95 62L94 59L97 58V59H96V62H97V63L103 62V61H102L103 59L100 60V58H102L103 56H107V54L105 55V54L103 53L104 50H105V49H104L105 47H103V45H102ZM109 47H110V46H109ZM109 47H108V46L106 47V49L108 48V51H109ZM149 47H150V46H148L146 49L144 48V49H143L144 51H142V53L145 52V51H146L148 54L152 53L153 51L155 52V50H154V48H153L154 46H151L150 49H149ZM164 47H165V46H164ZM193 47H192L191 50H193ZM230 47H232V48H230ZM248 47H251V49H249ZM8 48H7V49H8ZM10 48H11V47H10ZM15 48H16V47H15ZM31 48H32V47H31ZM31 48H29L28 50H26L27 53H29V55L31 54V53L29 52V50H30ZM40 48H41V47H40ZM42 48H43V47H42ZM57 48H58V49H57ZM62 48H63V47H62ZM62 48H61V49H62ZM69 48H68V47L66 48V46H65V47H64V51H65V52H64L63 54H65L67 51H68V53L71 52V51L69 50ZM82 48H83V47H80L81 50H82ZM96 48H98V47H96ZM152 48H153V50H152ZM178 48H179V47H178ZM180 48H181V47H180ZM247 48H248L249 50H248ZM26 49H27V48H26ZM46 49H45V50H46ZM65 49H67V50H65ZM98 49H99V48H98ZM103 49H104V50H103ZM147 49H149V51L151 50L152 52H151V51L148 52ZM165 49H166V48H164V50H165ZM182 49H183V52L185 51V54H186V50H184V48H182ZM31 50L34 51V49H31ZM37 50H38V52H37L36 54H37V55H40V56L42 57V55H44V54H43L44 52H41V50L43 51L44 49H40V50L37 49ZM37 50H36V51H37ZM62 50H63V49H62ZM166 50H168V49H166ZM197 50L195 49V51H197ZM234 50H235V49H234ZM7 51H8V50H7ZM7 51H6V52H7ZM9 51H10V50H9ZM26 51H23V52H26ZM33 51H32V55H33ZM49 51H50V50H49ZM58 51H57V52H58ZM78 51H79V50H78ZM105 51H106V50H105ZM179 51H180V50H179ZM179 51H178V54H179ZM181 51H182V50H181ZM23 52H22V54H24ZM84 52H85V55H83V54L81 55V54H80L81 56H84L83 58L80 57L81 60L84 59V58H87V59L89 58V57L87 56L88 54H86V52L88 53V50H86V51H85V50H84V51H81V53H84ZM154 52H153V53H154ZM156 52H157V51H156ZM187 52H188V50H187ZM192 52H194V51H192ZM197 52H198V51H197ZM197 52H195V53H197ZM11 53H12V52H11ZM38 53H39V54H38ZM40 53H41V54H40ZM48 53H49V52H48ZM68 53H67V54H68ZM108 53H109V52H108ZM140 53H141V52H140ZM140 53H139V54H140ZM159 53H160V52H159ZM168 53H169V52H168ZM225 53H226V52H225ZM239 53H240V52H239ZM20 54H21V53H20ZM22 54H21V55H22ZM25 54H26V53H25ZM36 54H35V57H37ZM69 54H70V53H69ZM76 54H77V53H76ZM101 54H102V55L104 54V55L102 56ZM187 54L190 56V52H188ZM192 54H193V53H192ZM232 54H233V53H232ZM237 54H238V53H237ZM241 54H242V53H241ZM11 55H12V54H11ZM73 55H74V54H73ZM166 55H167V59L170 60V58L168 57V54H167V53H166ZM169 55H170V53H169ZM198 55H200V54H198ZM228 55H229V54H228ZM0 56H1V58L5 57L4 54H3V55H0ZM2 56H3V57H2ZM7 56L10 57V54H9V55L7 54ZM7 56H6V57H7ZM12 56H15V55H12ZM26 56H27V55H26ZM40 56H38V59H39ZM57 56H58V54L56 55V58H57ZM75 56H76V55H75ZM77 56H78V54H77ZM77 56H76V57H77ZM94 56H96V54H95ZM183 56L186 57V55H184V54H183ZM233 56H234V54H233ZM31 57H32V56H31ZM35 57H34V58H35ZM41 57H40V58H41ZM47 57H48V55H47ZM61 57L64 58V59L67 58V59L65 60V62L68 60V56L66 57V54H65L64 56L61 55ZM61 57H60V59H61ZM65 57H66V58H65ZM123 57H124V56H123ZM185 57H182L183 60L185 59ZM190 57H191V56H190ZM196 57L199 58L200 56H196ZM225 57H227V56H225ZM234 57H237V55H235ZM14 58H15V57H14ZM29 58H30V56H29ZM43 58H44V56H43ZM49 58H50V57H49ZM56 58H55V59H56ZM72 58L74 59V56H72ZM78 58H79V57H78ZM78 58H76V59H78ZM90 58H89V59H90ZM104 58H105V57H104ZM124 58H125V57H124ZM182 58H181V57L178 58V61H179V59L181 60ZM186 58H187V57H186ZM9 59H10V58H9ZM20 59H21V58H20ZM24 59H25V58H24ZM30 59L32 60V58H30ZM50 59H51V58H50ZM50 59H49V60H50ZM64 59H62V60H60V61H58V60L53 61V62L56 63V64L53 63V65H56V66H57V64L60 62L59 65H58V66H60V64L62 63V61H63V63H64ZM87 59H86V61H87ZM89 59H88L87 62L85 61V63H84L83 61H81V60H79V62L81 61V63H80L81 65H82V64H83V65H86V64H88ZM191 59H193V58L191 57ZM225 59H226V58H225ZM0 60H1V59H0ZM7 60H8V59H7ZM10 60H11V62H12L13 57H12V59H10ZM21 60H22V59H21ZM27 60H28V59H27ZM31 60H30V61H31ZM33 60H34V59H33ZM35 60H37V59H35ZM46 60H47V58H46ZM97 60H98V61L100 60V61L98 62ZM117 60H118V57H117ZM117 60H116V61H117ZM121 60H122V59H121ZM186 60H187V59H185V61H186ZM189 60H190V59H189ZM189 60H188V61H189ZM15 61H16V59H15ZM15 61H14V62H15ZM50 61H51V60H50ZM122 61H125V60H122ZM135 61H136V60H135ZM181 61H182V60H181ZM198 61H199V60H198ZM222 61H223V60H222ZM9 62H10V61H9ZM14 62L11 63V64H14ZM17 62H18V61H17ZM36 62L39 63L38 61H36ZM36 62H35V63H36ZM47 62H48V61H44V62H42V65H43V64H46ZM51 62H52V61H51ZM57 62H58V63H57ZM67 62H68V61H67ZM67 62H66V63H67ZM104 62H105V61H104ZM113 62H114V61H113ZM117 62H118V61H117ZM186 62H187V61H186ZM186 62H185V63H186ZM223 62H224V61H223ZM3 63H4V62H3ZM19 63H20V60H19ZM19 63H18V65H19ZM21 63H22V61H21ZM21 63H20V64H21ZM30 63H31V62H29V64H30ZM32 63H34V62H32ZM35 63H34V64H35ZM49 63H50V62H49ZM63 63H62V67H65V68H62V69H61V67H60V69H61V70H64V72H65V69H66L67 73L69 74L68 70H69L70 67L73 66L74 64L71 62L72 65H71L70 67H68L69 65L67 66V64H66V66H64L65 63H64V64H63ZM71 63H70V64H71ZM97 63H93V64H96V65H97ZM118 63H119V62H118ZM121 63H122V62H121ZM179 63H180V61H179ZM181 63H183V62H181ZM195 63H196V60H195ZM195 63H194V64H195ZM199 63H200V62H199ZM203 63H204V62H203ZM216 63H217V62H216ZM262 63H261V64H262ZM16 64H17V63H16ZM103 64H104V63H103ZM114 64H115V63H114ZM116 64H117V63H116ZM151 64H152V62H151ZM210 64H211L210 66L213 68L212 62H211ZM0 65H1L0 67L3 66L2 62L0 63ZM4 65H6V63H4ZM7 65H8V64H7ZM42 65H41V63H40V66H42ZM50 65H51V64H50ZM50 65H49V67H50ZM53 65H52V66H53ZM88 65H91V64H88ZM118 65H120V63H119ZM118 65H117V66H118ZM186 65H189V63L186 64ZM196 65H197V63H196ZM199 65L201 66V64H199ZM199 65H198V66H199ZM225 65H226V64H225ZM14 66H15V65H14ZM21 66H22V65H21ZM26 66H27V64L25 65V67H26ZM40 66H37V67H38V70H39V67H40ZM56 66H54V67H56ZM75 66L78 67V65H75ZM75 66H73V67H75ZM115 66H116V65H115ZM204 66H205V64H204ZM257 66H258V68H257ZM259 66H260V67H259ZM6 67H7V66H6ZM15 67H16V66H15ZM18 67H20V65H19ZM37 67H36V69H37ZM42 67H43V66H42ZM42 67H40V68L42 69ZM46 67L48 68V65H47ZM77 67H76V68H77ZM90 67H92V68H90ZM90 67L87 68V65H86V66H85V68H86V69H85V72L88 71V73H87V74L84 73L85 75H84L83 73H81V74L84 75V76H86L87 78L90 76V79L93 80V79H95V78L92 79L91 77H92L93 75H96L95 73H97V72L99 71L98 67H100V64H98V67H97V66H96V67H93V65L90 66ZM113 67H114V66H113ZM208 67H209V66L207 65L206 68H208ZM3 68H4V67H3ZM11 68H14V67L11 66ZM21 68H22V67H21ZM21 68L19 69L20 72L23 70V68H22V69H21ZM32 68H35V67L33 66ZM32 68H30V70H33ZM47 68H46V69H47ZM78 68H79V67H78ZM96 68H97V69H96ZM119 68L122 69L121 67H119ZM183 68H184V67H183ZM183 68L181 67L182 72L184 71ZM185 68L187 69V66H186ZM212 68H210V69H212ZM0 69H2V68H0ZM7 69L10 70V67L8 66V68H6V70H7ZM36 69H35V70H36ZM41 69H40V70H41ZM60 69H59V68H58V70L56 69V70H57L56 73H55V71H53V73H54L55 75H54L53 73L50 74V72L47 73V74H50V76H52V77L49 76V77L51 78V80H52L53 78H55V76H56L57 78H61L62 75H64L63 73H61V74H60L61 77H60V75L58 74V71H60ZM71 69H73V68H71ZM79 69H80V68H79ZM79 69H77V70L80 71ZM91 69H94V70L96 69V70H98V71L96 72V70H95V71L93 70L95 73H94V72H93V73H90V70H91ZM242 69H243V68H242ZM13 70L15 71V68H14ZM38 70H36V71H38ZM54 70H55V69H54ZM74 70H75V69H74ZM81 70H82V69H81ZM166 70H167V69H166ZM213 70H214V69H213ZM2 71H3V70H2ZM2 71H1V73H2ZM16 71H17V67H16ZM36 71H35V72H36ZM125 71H126V70H125ZM146 71H147V69L145 68V70H143V72L146 73ZM167 71H168V70H167ZM187 71H188V70H187ZM221 71H222V74H223L224 71H223L222 67H221ZM233 71H234V70H233ZM241 71L243 72V70H240V69H239V70L236 71V72L239 74V72H241ZM248 71H250V69H248ZM261 71H262V70H261ZM3 72H4V71H3ZM27 72H28V71L23 72L24 75H25ZM35 72H34V70L32 71V73L29 72L30 75L32 74L31 77H33V78L35 77V76H34V75L36 74ZM38 72H40V71H38ZM38 72H37V73H38ZM60 72H61V71H60ZM76 72H77V71H76ZM111 72H113V71H111ZM188 72H189V71H188ZM262 72H263V71H262ZM1 73H0V74H1ZM65 73H66V72H65ZM196 73H197V72H196ZM224 73H225V72H224ZM229 73H230V72H229ZM231 73H233V72H231ZM10 74H12V73H10ZM10 74H9V75H10ZM40 74L42 75L43 73H40ZM56 74H58L59 76H57ZM68 74H67V75H68ZM79 74H80V72H79ZM89 74H90V75H89ZM91 74H92V75H91ZM111 74H112V73H111ZM143 74H144V73H143ZM174 74H175V73H173V75H174ZM190 74H193V72H190ZM194 74H195V72H194ZM194 74L192 75V77L194 76ZM206 74H207V73H206ZM225 74H226V76L229 75L227 72H226ZM225 74H224V75H225ZM227 74H228V75H227ZM244 74H245V72L243 73V75H244ZM247 74H248V73H247ZM5 75L8 77V74H5ZM36 75H39V73L36 74ZM53 75H54V77H53ZM69 75H71V74H69ZM69 75H68L67 78H66L67 80L72 79V77L74 78V75H75V74L73 75V73H72V75H71L72 77L70 76V78H69ZM77 75H78V73H77ZM99 75H100V74H99ZM176 75H177V74H176ZM176 75H174V76H176ZM181 75H182V74H181ZM235 75L237 76V74H235ZM245 75H246V74H245ZM44 76H46V75H44ZM80 76H81V75H80ZM80 76H78V77H80ZM110 76H111V75H110ZM178 76H179V75H178ZM248 76H250V73H249V75H247V78H248ZM260 76H261V77H257L258 79L256 80V84H255V85H252V86H250V87H244V86H248V84H247V85L245 84V85L243 86L244 88H243V87H242L243 89L241 88L242 90H240V92H242V96H243V91L246 92V95H252V94L256 93V92L259 91V90H260V91H262V90L264 91V72H263V74L260 75ZM3 77H4V76H3ZM3 77H1V78H2V81H3ZM13 77H15V75H13ZM13 77H12V78H13ZM19 77H21V75H20ZM42 77H43V76H42ZM42 77H40L39 80H41V81H39V82L41 83L42 80L45 79V80L43 81L45 84H44V83H41V84H43V87H42V85H41V86H40V89H42V88L45 89V87H46L45 85H48V83L45 82V81H47V80L49 79V77H47L48 79H47L46 77H43V78H42ZM82 77H83V76H82ZM142 77H144V76H142ZM149 77H150V76H149ZM170 77H171V75L169 76V79H170ZM176 77H177V76H176ZM195 77H196V74H195ZM199 77H200V76H198V78H199ZM16 78H17V77H16ZM16 78H15V79H16ZM29 78H30V77H29ZM29 78H28V80H29ZM68 78H69V79H68ZM75 78H77V77H75ZM75 78H74V79H75ZM80 78H81V77H80ZM158 78H159V77H158ZM201 78H202V77H201ZM201 78H199V79H201ZM238 78H239V77H238ZM19 79H20V78H19ZM19 79L17 78L16 80L19 81ZM34 79H35V80H33V79L30 78V80H33L32 82L36 84V86H35V88H36V87H37V83H38L37 81H38V80H37V77H35ZM90 79H88V80H90ZM107 79H108V78H107ZM143 79H144V78H143ZM248 79H249V78H248ZM6 80H10V82L12 81L11 79H8V78H6ZM16 80H13L12 82L15 83ZM20 80H22V79H20ZM36 80H37V81H36ZM51 80H49V81H51ZM78 80H79V79H78ZM81 80H82V79H81ZM83 80H84V81L86 80L85 82H87V79H84V78H83ZM156 80H157V79H156ZM156 80L154 81V83L156 82ZM196 80H197V79H196ZM249 80H250V79H249ZM22 81H23V80H22ZM22 81H21V82H22ZM35 81H36V82H35ZM49 81H48V82H49ZM61 81L63 82L62 79H61ZM72 81H74V80H72ZM108 81H109V79H108ZM197 81H199V80H197ZM245 81H246V80H245ZM8 82H9V81H8ZM25 82H26V81H25ZM27 82L29 83V81H27ZM55 82H56V81H54L53 83H55ZM68 82H69V81H67V83L65 82V84L68 85ZM80 82H81V81H80ZM80 82H79V83H80ZM82 82H83V81H82ZM89 82H90V81H89ZM134 82H135V81H134ZM142 82H143V81H142ZM142 82L140 81L141 84H142ZM226 82H228V83H226ZM254 82H255V81H254ZM19 83H20V82H19ZM19 83H18V85H19ZM22 83H24V82H22ZM51 83H52V81H51ZM72 83H73V82H72ZM75 83H77L78 85L81 84V83L79 84V83L76 82V81H75ZM75 83H73V84H74L73 86H72V84H71V85H68V86H72V87L74 88ZM91 83H92V82H90V84H91ZM131 83H133V81H132ZM131 83H130V84H131ZM136 83H137V82H136ZM181 83H182V82H181ZM230 83H232V82H230V80L225 81V85L227 84V85L229 86ZM236 83L238 84L237 81L235 82V84H236ZM7 84H8V83H6V85H7ZM11 84H12V83H11ZM26 84H27V83H26ZM49 84H50V83H49ZM55 84H57V86L59 85V86L61 87V88L59 87V88H60L59 90L63 89V87L59 84V82H57V83H55ZM69 84H70V83H69ZM84 84H85V83H84ZM130 84H129V85H130ZM133 84H134V83H133ZM258 84H263L262 89H261V88L258 89V88L256 87ZM4 85H5V82H4ZM4 85H3V86H4ZM18 85H17V87H18ZM20 85L22 86V84H20ZM27 85H29V84H27ZM33 85H34V84H33ZM53 85H54V84H53ZM53 85H52V86H53ZM86 85H87V83H86ZM88 85H89V83H88ZM95 85H96V84H95ZM131 85H132V84H131ZM131 85H130V87L133 86V85H132V86H131ZM201 85L203 86L204 84H201ZM206 85H207V84H206ZM206 85H204V86H206ZM222 85H224V84H222ZM227 85H226V86H227ZM232 85H233V83H232ZM238 85H239V84H238ZM0 86H1V88H2V83H1ZM13 86H14V84H12V86H11L10 83H9V86H8V87L2 88V89H7V88H10V87H13ZM24 86L26 87L25 83H24ZM29 86H30V85H29ZM29 86H28V87H29ZM48 86H49V85H48ZM54 86H56V85H54ZM57 86H56V88H58ZM89 86H90V85H89ZM123 86H125V85H123ZM127 86H128V85H126L125 87H127ZM137 86H139V84H138ZM137 86H134V88H136ZM197 86H198V85H197ZM210 86H211V85H210ZM217 86H218V85H217ZM228 86H227V87H228ZM240 86H241V85H240ZM14 87H15V86H14ZM25 87L22 88V90L25 89ZM41 87H42V88H41ZM50 87H51V85L49 86V88H50ZM72 87H71V89H72ZM76 87H77V85L75 86V89H76ZM96 87H97V86H96ZM125 87H123V90L125 89ZM179 87H180V86H179ZM200 87H201V86H200ZM208 87H209V86H208ZM18 88H19V87H18ZM18 88H16V90H17ZM49 88H47V89H49ZM56 88L54 87L52 90L54 91V89H56ZM66 88H67V87H66ZM68 88H69V87H68ZM86 88H87V86H86ZM94 88H95V87H94ZM134 88H133V89H134ZM193 88H194V87H193ZM202 88H203V87H202ZM202 88H201V89H202ZM211 88H214V90L217 88V92H219V90H221L220 87H216V88H215V87H212V86H211ZM211 88H210V89H211ZM31 89H32V88H31ZM40 89H39V90H40ZM43 89H42V91H43ZM47 89H45L47 92H52V90H51V91H48ZM50 89H51V88H50ZM50 89H49V90H50ZM64 89H65V85H64ZM75 89H73V90H75ZM119 89H120V88H119ZM121 89H122V88H121ZM121 89H120V90H121ZM128 89H129V88H128ZM128 89H127V88L125 89V90H127V93H128ZM172 89H173V91H174V88H172ZM186 89H187V88H186ZM191 89H192V88H191ZM205 89L207 90L206 87H205ZM218 89H219V90H218ZM236 89H237V88H236ZM16 90H14V91H16ZM19 90H20V88H19ZM45 90H44V91H45ZM123 90H121V91H123ZM175 90H176V88H175ZM187 90H188V89H187ZM197 90H198V91H202V90H199V88H197ZM197 90H196V91H197ZM214 90L211 89V91H213V92L215 93L216 90H215V91H214ZM2 91L4 92L5 90H2ZM11 91H12V90H11ZM26 91L28 92V89H25L24 92H21V94L24 95L23 97H25V94L27 95V92H26ZM34 91H35V90H34ZM34 91L32 92V90H31V91L29 90V92H31L32 94L35 93ZM46 91H45V92H46ZM63 91H64V90H63ZM66 91H67V90L65 89V92H66ZM69 91H71V90L69 89ZM76 91H78V90H76ZM183 91H184V90H183ZM188 91H189V90H188ZM196 91H195V95H196ZM198 91H197V93H199ZM209 91H210V90H209ZM209 91H208V92H209ZM263 91H262V92H263ZM0 92H1V91H0ZM8 92H9V91H8ZM37 92H38V91H37ZM56 92H57V90H56ZM136 92H137V91H136ZM174 92H175V91H174ZM221 92H222V91H221ZM225 92H226V91H225ZM240 92H239V93H240ZM14 93H15V92H14ZM16 93H17L16 98L18 97V98H17V100H18V99L21 98L22 96H19L20 92L18 93V92L16 91ZM38 93H40V92H38ZM52 93H55V92H52ZM52 93H51V94H52ZM77 93H78V92H77ZM77 93L75 92L74 94H77ZM134 93H135V92H134ZM222 93H224V91H223ZM222 93H220V94H222ZM0 94H2V92H1ZM6 94H8V93L6 92ZM21 94H20V95H21ZM28 94H29V96L31 95L30 93H28ZM49 94H50V93H49ZM58 94H59V93H58ZM64 94H65V93H64ZM74 94H73V92H72V95H74ZM128 94H130V92H129ZM128 94H127V95H128ZM136 94H137V93H136ZM136 94H135V95H136ZM15 95H16V94H15ZM77 95H78V94H77ZM77 95H76V96H77ZM82 95H83V94H82ZM85 95H86V94H85ZM127 95H125V97H127ZM130 95H131V94H130ZM199 95H200V93H199ZM215 95H216V93H215ZM227 95H228V94H227ZM5 96H6V95H5ZM7 96H8V95H7ZM7 96H6V97H7ZM12 96H13V93H12ZM27 96H28V95H27ZM29 96H28V97H29ZM55 96H56V94H55ZM66 96H67V95H66ZM76 96H72V97H76ZM93 96H94V95H93ZM224 96H225V95H224ZM244 96H245V95H244ZM244 96H243V97H244ZM8 97H9V96H8ZM8 97H7V98H8ZM10 97H11V96H10ZM10 97H9V99H10ZM33 97H34V96H33ZM35 97H36V96H35ZM38 97H39V96H38ZM44 97H45V96H44ZM50 97H52V96H50ZM57 97H58V96H57ZM69 97H70V96H68L67 98H69ZM95 97H97V96H95ZM154 97H156V96H154ZM235 97H236V96H235ZM240 97H241V95H240ZM243 97H241V98H243ZM4 98H5V97H4ZM26 98H27V97H25L24 100H28V98H27V99H26ZM53 98H54V97H53ZM60 98H62V97H60ZM64 98H65V96H64ZM64 98H62V99H64ZM130 98H131V97H130ZM132 98H133V97H132ZM132 98H131V100H132ZM232 98H233V97H232ZM232 98H231V99H232ZM9 99H8V101L10 102ZM29 99H31V98L29 97ZM50 99H51V98H50ZM50 99H48V100L51 101ZM65 99H66V98H65ZM65 99H64V100H65ZM231 99H230V100H231ZM233 99H234V98H233ZM233 99H232V100H233ZM239 99H240V98H239ZM239 99H238V97H237V101H238ZM5 100H7V99H5ZM11 100H12V99H11ZM19 100H20V99H19ZM24 100L21 99L20 102H21V101H24ZM33 100H34V99H33ZM33 100H30V101H33ZM35 100L38 102V100H37L36 98H35ZM35 100H34V101H35ZM67 100H69V99H67ZM71 100H72V99H71ZM71 100H70V101H71ZM75 100H76V98H75ZM224 100H225V99H224ZM232 100H231V101H232ZM240 100H241V99H240ZM244 100H245V98H244ZM8 101H7V102H8ZM12 101H13V102H12V105H11L12 107L8 106V107H10V111H11V109L14 108V107H17V108H18L19 106H21V108H25L24 110H25V112H26V114H27L28 111L30 110V108L32 109V108L34 107V106H33L34 104H32V102H31V104H29L30 102L28 101L27 103L30 105V107H29V109L26 110L27 107L24 106V105H26V104L23 105V102H21V103L19 102V103L21 104V105H20V104H16L18 101L15 102V99L12 100ZM124 101H125V100H124ZM161 101H162V100H161ZM161 101H160V102H161ZM226 101H227V99H226ZM9 102H8V103H9ZM24 102H25V101H24ZM59 102H61V101H59ZM84 102H85V101H84ZM156 102H157V101H156ZM254 102H255V101H254ZM2 103H3V102H2ZM4 103H6V101H4ZM10 103H11V102H10ZM10 103L7 104V105H10ZM39 103H40V102H39ZM39 103H38V104H39ZM43 103H44V102H43ZM43 103H42V105H43ZM47 103H48V102H47ZM47 103H46V104H47ZM49 103H50V102H49ZM53 103H55V102H52V104H53ZM64 103H65V102H64ZM75 103H76V101L74 102V104H75ZM95 103H96V102H95ZM233 103H234V104L236 103L235 105H238V104H239V103H237V102H232V105H234ZM244 103H247V98H246V100L244 101ZM250 103H251V102H249L248 105H250ZM13 104H14V105H13ZM61 104H62V103H61ZM61 104H60V105H61ZM65 104H66V103H65ZM71 104H72V103H71ZM71 104H70V105L67 104L66 106H65L64 104H63V105H64L65 107H67V106L69 107V106H72ZM74 104H73V106H72V109L75 108V107L77 106V105H76V106L74 107ZM115 104H116V103H115ZM133 104H135V103H132V105H133ZM258 104H259V103H258ZM258 104L256 103V105H258ZM5 105H6V104H5ZM17 105H19V106H17ZM22 105H23L24 107H22ZM47 105H48V104H47ZM49 105H50V104H49ZM53 105H54V104H53ZM60 105H59V107H58V108H59V112H60V108H63V107H64V106L60 107ZM84 105H85V103H84ZM97 105H98V103H97ZM137 105H138V104H137ZM159 105H160V104H159ZM0 106L3 107L2 104H1ZM44 106L47 107L46 105H44ZM44 106H42V107H44ZM55 106H56V104H55ZM119 106H120V104H119ZM122 106H123V105H122ZM124 106H126V105H124ZM124 106H123V107H124ZM226 106H227V105H226ZM244 106H245V105H244ZM2 107H1V108H2ZM40 107H41V106H40ZM65 107H64V108H65ZM83 107H84V106H82V108H83ZM127 107H128V106H127ZM127 107H126V111H128V110H127ZM129 107L131 108V107H133V106H129ZM229 107H230V106H229ZM231 107H232V106H231ZM263 107H264V106H263ZM263 107H260V108L262 109ZM17 108H15V109H17ZM70 108H71V107H70ZM80 108H81V107H80ZM109 108H111V107H109ZM120 108H121V107H120ZM135 108L138 109V107H135ZM226 108H227V107H226ZM226 108H225V109H226ZM233 108H234V106H233ZM258 108H259V107H258ZM258 108H257V109H258ZM260 108H259L257 111H255L254 113L250 114V115H245V112L242 111V112H244V114H243V118H242L241 120L244 121V122H249V120L252 119V121H253V119H256V118L259 117V116H260V117H261V116L264 117V115H263V113H262V111H261ZM8 109H9V108H8ZM8 109H7V111H9ZM40 109H41V108H40ZM45 109H46V108H45ZM52 109H53V108H52ZM55 109H56V108H55ZM66 109H67V108H66ZM66 109H65V110H66ZM100 109H103V108L101 107ZM118 109H119V108H118ZM137 109H134V108H133L132 110L135 111V110H137ZM227 109H228V108H227ZM235 109H236L235 112H237V111H238L237 108H234V110H235ZM239 109H240V111H241V107H239ZM263 109H264V108H263ZM5 110H6V109H5ZM5 110H4V109H3V111L1 110L2 113H3V112H7V111H5ZM18 110H19V109H18ZM18 110H17V111H18ZM24 110H23V111H24ZM61 110H62V109H61ZM67 110H69V108H68ZM79 110H80V109H79ZM115 110H116V109H115ZM121 110H122V109H121ZM121 110H117V111H121ZM215 110H216V109H215ZM215 110H214V111H215ZM228 110H229V111H227L228 114H227V112H226V115H228L226 118L223 117L224 119H221L222 117H221V118L218 117V118L221 119L220 121H222L223 124H225L226 121H229V122H227V123H230V124H231V123H234L235 125L240 124L241 122L239 123V121H238L240 118H238L237 115H236V113H234V112L232 111V108H231V109H228ZM243 110H244V109H243ZM13 111H14V109H12V111L10 112L12 115L14 114ZM19 111H20V110H19ZM36 111H37V110H36ZM38 111H40V110H38ZM44 111H45V110H44ZM46 111L48 112V109H47ZM53 111H55V110H53ZM57 111H58V110H57ZM72 111H73V110H72ZM98 111H99V112H98ZM100 111H101V110H98V109H97V112H96V111H94V112H96V114H99V113L101 114V112H102L103 110H102L101 112H100ZM170 111H171V110H170ZM209 111H210V110H209ZM225 111H226V110H225ZM247 111L249 112L248 109H247ZM12 112H13V113H12ZM20 112H22V110H21ZM20 112H19V113H20ZM25 112L22 113V114L25 115V117H23L24 115L21 116V117L26 118V114H25ZM62 112H65V111L62 110ZM70 112H71V109L68 111V113H70ZM85 112H86V111H85ZM121 112H122L123 114H125V113H124V109H123V111H121ZM121 112H120V114H121ZM251 112H252V111H250L249 113H251ZM0 113H1V112H0ZM2 113H1V114H2ZM71 113H73V112H71ZM71 113H70V115H73V114H71ZM102 113L104 114V112H102ZM115 113H116V112H115ZM131 113H132V112H131ZM224 113H225V112H224ZM3 114H4V115H7V114H5V113H3ZM32 114H33V113H32ZM66 114H67V113H66ZM66 114L63 113L62 116L64 115V117H66V116H65ZM100 114H99V115H100ZM107 114H108V113H107ZM107 114H106V115H107ZM116 114H117V113H116ZM156 114H157V113H156ZM158 114H159V112H158ZM158 114H157V116H160V115H158ZM177 114H178V113H177ZM211 114H214V113H211V112H210V115H211ZM17 115H18V114H17ZM29 115H30V112H29ZM37 115H38V114H37ZM70 115L67 114V117H69V118H72L73 116L75 117V115H73V116H70ZM76 115H77V114H76ZM106 115H104L103 118H105ZM129 115H130V114H129ZM129 115H128V116H129ZM2 116H3V115H2ZM2 116H1V119L3 118ZM9 116H10V115H9ZM13 116L15 117V114H14ZM35 116H36V114H35ZM35 116H34V117H35ZM48 116H49V114H48ZM50 116H51V115H50ZM59 116H60V115H59ZM92 116L94 117L95 115H93V113H92V115H91L90 117H92ZM107 116H108V115H107ZM109 116H110V114H109ZM109 116H108V117H109ZM177 116H178V115H177ZM184 116H185V115H184ZM221 116H222V115H221ZM18 117H19V116H18ZM74 117H73V118H74ZM97 117H98V116H97ZM97 117L95 116V119L93 118L94 121H96V118H97ZM101 117H102V116H101ZM101 117H100V116L98 117L99 120H100ZM117 117H118V115H117ZM124 117H125V116H124ZM126 117H127V115H126ZM126 117H125V118H126ZM151 117H152V116H151ZM182 117H183V116H182ZM185 117H186V116H185ZM185 117H184V118H185ZM15 118H16V117H15ZM32 118H33V117H32ZM109 118H110V117H109ZM115 118H116V117H115ZM153 118H154V117H153ZM158 118H163V117L161 116V117H158ZM3 119H4V118H3ZM16 119H17V118H16ZM38 119H39V118H37V120H38ZM43 119L45 120V118H43ZM110 119H111V118H110ZM110 119H109V120H110ZM166 119H167V118H166ZM182 119H183V118H182ZM212 119H213V118H212ZM259 119H260V118H259ZM261 119H262V118H261ZM263 119H264V118H263ZM19 120H20V119H19ZM22 120H23V119H22ZM34 120H36V119H34ZM39 120H40V119H39ZM99 120H97V121H99ZM101 120H102V122H104V121L107 122V119H106V120H105V119H104V120L101 119ZM101 120H100L99 123H97L98 125H99L100 123H102ZM109 120H108V121H109ZM119 120H122V118L119 119ZM137 120H138V118H137ZM216 120H217V119H216ZM24 121H25V120H24ZM24 121H23V122H24ZM26 121H27V120H26ZM47 121H48V120H47ZM72 121L74 122V119H72ZM94 121H92V123H93ZM111 121H112V120H111ZM122 121H123V120H122ZM166 121H167V120H166ZM220 121H219V123H220ZM252 121H251V122H252ZM19 122H20V121H18V123H19ZM31 122H32V121H31ZM50 122H52V121H50ZM105 122H104V123H105ZM118 122H119V121H118ZM137 122H138V121H137ZM182 122H183V121H182ZM253 122H254V121H253ZM5 123H6V122H5ZM34 123H37V122H34ZM38 123H39V125H40L41 121H40V122L38 121ZM47 123L49 124V122H47ZM104 123H102V124H104ZM110 123H111V122H110ZM110 123H109L108 125H106L107 123L104 124V125H106V127H107V126L110 125ZM115 123H116V122H115ZM120 123H121V122H120ZM134 123H135V122H134ZM167 123H168V122H167ZM169 123H170V121H169ZM169 123H168V124H169ZM261 123H262V122H261ZM1 124H3V125L5 126L4 121H3V123H2V121H1L0 126H1ZM28 124H29V123H28ZM41 124H42V123H41ZM97 124H91V125H92V127H93V125L97 126ZM102 124H101V126H102ZM116 124H117V123H116ZM137 124H138V123H137ZM223 124H220V127H221ZM262 124H263L262 127L264 128V121H263ZM6 125H7V124H6ZM22 125L24 126L25 124H22ZM26 125H27V124H26ZM26 125H25V126H26ZM36 125H38V124H36ZM42 125H43V124H42ZM52 125H54L53 122H52ZM132 125H134V124H132ZM132 125H131V126H132ZM226 125H229V124H226ZM259 125H260V123H259ZM16 126H18V125H16ZM25 126H24V127H25ZM31 126H32V124H30V128H31ZM44 126H45V125H44ZM44 126H41L40 128L43 129ZM55 126L57 127V125H54L53 127H55ZM99 126H100V125H99ZM110 126H111V125H110ZM131 126H130V127H131ZM136 126H137V125H136ZM136 126L134 127L135 130H136ZM231 126H233V125H231ZM13 127H14V125H13ZM18 127H19V126H18ZM24 127H23V128H24ZM26 127H27V126H26ZM28 127H29V125H28ZM103 127H105V126H103ZM106 127H105V128H106ZM112 127H113V126H112ZM114 127H115V126H114ZM139 127H141V126H139ZM139 127H138L137 129H139ZM162 127H163V126H162ZM256 127H257V126H256ZM1 128H2V127H1ZM6 128H7V127H6ZM8 128H9V125H8ZM14 128H16V127H14ZM14 128H13V129H14ZM35 128H37V127L35 126ZM40 128H39V129H40ZM44 128H45V127H44ZM50 128H51V127H50ZM107 128H109V127H107ZM115 128L117 129V127H115ZM125 128H126V126H125ZM168 128H169V127H167V130H168ZM223 128H225V127H223ZM238 128H240V130L242 129L241 127H238ZM2 129H3V128H2ZM39 129L37 128L36 131L39 130ZM41 129H40V132L38 131V133H36V134H39V133L43 132V133H41V135L43 134V136H42L43 139H42L41 137H39V135H38V137H37L38 139H37V141L35 140V142H37L36 144L38 145V147H39V144H40V146L43 145V146H42V147H43V150L40 149L41 147L39 148V150H40L41 152L43 151L44 153H46V152L49 151L50 149H49V150H46V151H45L44 149H47V147H48L49 145L52 146V144H53L52 141L54 140V136L57 135V134H56L55 130H53V129H49L48 127H47V129H49V130L45 129V131H44V130L42 131ZM57 129H58V128H57ZM77 129H78V128H77ZM79 129L81 130V128H79ZM110 129H111V128H110ZM162 129H163V128H162ZM209 129H210V128H209ZM209 129H208V130H209ZM219 129H220V128H219ZM228 129H229V128H228ZM8 130H9V129H8ZM10 130H11V129H10ZM10 130H9V132H11ZM30 130L35 131V130L33 129V126H32V129H30ZM92 130H93V128H92ZM94 130H95V129H94ZM103 130H104V129H103ZM111 130H112V129H111ZM132 130H133V129H132ZM165 130H166V129H165ZM165 130H164L163 132H165ZM167 130H166V131H167ZM208 130H207V131H208ZM220 130L222 131V129H220ZM229 130H231L230 132H233V131H234V129H232V128L229 129ZM232 130H233V131H232ZM237 130H238V129H237ZM4 131H5V133H8V132H6L7 130H5V129H4L3 131L1 130V132H3V133H2V135H0V137L3 136V134H4V138H5L6 135H5ZM20 131H21V130H20ZM70 131H71V130H70ZM72 131H73V130H72ZM78 131H79V130H78ZM212 131H213V130H212ZM225 131L227 132V129H226ZM235 131H236V130H235ZM80 132H81V131H80ZM94 132H95V131H94ZM99 132H100V131H99ZM107 132H108V131H107ZM111 132H112V131H111ZM113 132H114V131H113ZM117 132H118V130H117ZM134 132H135V131H134ZM136 132H137V131H136ZM154 132H156V131H154ZM222 132H224V130H223ZM228 132H229V131H228ZM237 132H238V131H237ZM237 132H236V133H237ZM30 133H31V132H30ZM105 133H106V132H105ZM109 133H110V131H109ZM109 133H108V134H109ZM118 133H119V132H118ZM234 133H235V132H234ZM236 133H235V134H236ZM253 133H254V132H253ZM253 133H252V134H253ZM16 134H17V133H16ZM27 134H28V133H27ZM98 134H99V133H98ZM100 134H102V133H100ZM134 134H135V133H134ZM154 134H155V133H154ZM218 134H219V133H218ZM225 134H226V133H225ZM225 134L222 133V135H223L224 137H229L228 139L231 138V137H230L229 135H227V134H226L227 136H225ZM242 134H243V133H242ZM23 135H24V134H23ZM25 135H26V134H25ZM28 135H31V134H28ZM83 135H84V134H83ZM86 135H87V134H86ZM96 135H97V133H96ZM106 135H107V134H106ZM115 135H116V133H115ZM117 135H118V134H117ZM117 135H116V136H117ZM214 135H215V134H214ZM238 135L241 136L240 133H239ZM77 136H78V135H77ZM79 136H80V135H79ZM133 136H134V135H133ZM12 137H14V136H12ZM98 137H99V136H98ZM110 137H111V136H110ZM131 137H132V136H131ZM154 137H156V135H154ZM171 137H172V136H171ZM217 137L219 138L218 135H217ZM252 137H253V136H252ZM8 138H9V137H8ZM57 138H58V136H57ZM76 138H77V137H76ZM85 138H86V136H85ZM89 138H90V137H89ZM112 138H113V135H112ZM120 138H122V137H120ZM132 138H133V137H132ZM157 138H159V137H157ZM218 138H217V139H218ZM253 138H254V137H253ZM253 138H252V139H253ZM0 139H2V138H0ZM12 139H13V140H12ZM15 139H18V138H16V136H15ZM15 139H14V138H10V141H14ZM31 139H32V138H31ZM34 139H35V138H34ZM39 139L42 140V142L45 141V140H47L48 144L51 143V142H52V144L47 145V142H46V141H45L46 144H45V142H43L44 144L38 143V142H41V141H38ZM51 139H53V140L51 141ZM67 139H68V137H67ZM86 139L88 140V137H87ZM108 139H109V136H108ZM114 139H115V138H114ZM114 139H113V140H114ZM171 139H172V138H171ZM239 139L241 140V138H239ZM244 139H245V138H244ZM248 139H249V138H248ZM248 139H247V140H248ZM7 140H8V139H7ZM20 140L23 141V139H20ZM26 140L29 141L30 139L27 137ZM48 140H50V142H49ZM60 140H61V139H60ZM68 140H69V139H68ZM68 140H67V141H68ZM87 140H86V141H87ZM106 140H107V138H106L105 140H101V139H100V141H106ZM111 140H112V139H110L109 141H111ZM113 140H112V142H113ZM130 140H133V139L130 138ZM215 140H216V139H215ZM247 140H245V141L247 142ZM249 140H250V139H249ZM0 141H1V140H0ZM3 141H5V140H3ZM18 141H19V140H18ZM18 141H17V142H18ZM21 141H19V143H21ZM30 141H32V140H30ZM33 141H34V140H33ZM57 141H58V140H57ZM69 141H70V140H69ZM80 141H81V140H80ZM115 141H116V140H114V143H115ZM118 141H119V140H118ZM118 141H117V142H118ZM172 141H174V140H172ZM216 141H217V140H216ZM1 142H2V141H1ZM134 142H135V141H134ZM138 142H139V141H138ZM141 142H142V139L140 140L139 143H141ZM152 142H153V141H152ZM9 143H10V144H9ZM9 143H8V144L11 145V142H9ZM19 143H18V144H19ZM22 143H23V142H22ZM24 143H27V141H25ZM28 143H29V142H28ZM104 143H105V142H104ZM122 143H123V142H122ZM172 143H173V142H172ZM174 143H175V141H174ZM230 143H231V142H230ZM235 143H237V142H235ZM235 143H233V144H235ZM4 144L6 145L5 142H4ZM8 144H7V146H8ZM36 144H35V145H36ZM60 144H61V143H60ZM118 144H120V143L118 142ZM200 144H201V143H200ZM228 144H229V143H228ZM244 144H245V143H244ZM15 145H17V144H15ZM19 145H21V149L19 148L20 150H24V149H26V147H25V146H22V144H19ZM46 145H47V146H46ZM53 145H55V144H53ZM94 145H95V143H94ZM96 145H97V144H96ZM96 145H95V146H96ZM113 145H114V144H113ZM133 145H134V144H133ZM135 145H136V144H135ZM137 145H138V144H137ZM141 145H143V142H142ZM152 145H154V143L151 144V146H150L149 148H151ZM182 145H183V144H182ZM184 145H185V144H184ZM248 145H250V144L248 143ZM11 146H12V147H11ZM11 146H10V147L13 148V144H12ZM30 146H32V145H30ZM30 146L28 145V146H27V149H28ZM51 146H50V147H51ZM101 146H102V145H101ZM139 146H140V145H139ZM14 147H15V146H14ZM17 147H18V146H17ZM22 147H23L24 149H23ZM34 147H35L34 145H33L32 147H30V150H31V148H34ZM53 147H54V146H52L51 148L54 149ZM96 147L98 148V145H97ZM103 147H104V146H102V148H103ZM119 147H120V146H119ZM134 147H136V146H134ZM263 147H264V145H263ZM36 148H37V147H36ZM48 148H49V147H48ZM63 148H64V147H63ZM113 148H114V147H113ZM113 148H112V149H113ZM122 148H123V146H122ZM27 149H26V150H27ZM34 149H35V148H34ZM141 149H143V148L141 147ZM0 150H1V149H0ZM8 150H9V149H8ZM12 150H14V151L16 150V151H17L16 148H15V149L13 148ZM20 150H19V151H20ZM26 150H25V151H26ZM39 150H38V148H37V151H38V152H40ZM63 150H64V149H63ZM119 150H120V149H119ZM121 150H122V149H121ZM121 150H120V151H121ZM139 150H140V149H139ZM147 150H148V149H147ZM162 150H163V149H162ZM162 150H161V151H162ZM166 150H167V149H165V152H164V153H167ZM10 151H11V150H10ZM19 151H18V152H19ZM31 151H32V150H31ZM50 151H52V150H50ZM110 151H111V150H110ZM199 151H200V150H199ZM199 151H197V152H199ZM20 152H23L22 154L25 153L24 151H20ZM26 152H28V151H26ZM38 152L35 151L36 155H35L34 152H32V155H33V156L31 155V157H32L33 159H32L31 157H29L30 155L28 156V157L30 158V160H32V162L30 161V162H31V163H30L31 165L33 164V161H34L36 158H37V161H38V159H40L39 157H40V155H42V154H41V152H40V153H38ZM43 152H42V153H43ZM52 152H53V151H52ZM11 153H13V152H11ZM33 153H34V154H33ZM37 153L40 154V155H37ZM50 153H51V152H50ZM102 153H103V152H102ZM104 153H106V151H104ZM130 153H131V152H130ZM138 153H139V152H138ZM164 153H161V156H162V154L164 155ZM1 154H2V153H1ZM6 154H7V153H6ZM9 154H10V152H9ZM9 154H8V155H9ZM13 154H14V153H13ZM20 154H21V153H20ZM20 154H19V155H20ZM25 154L28 155V153H25ZM74 154H75V153H74ZM112 154H113V152H112ZM116 154L118 155V153H116ZM167 154H168V153H167ZM200 154H201V153H200ZM259 154H260V152H259ZM10 155L12 156V154H10ZM10 155H9V157H7L8 159L5 158V157H3V156H2V157L0 156V192L3 191V192H2V196L0 195V208H2V210H4V207L7 205V203H6L4 200H5V199H6V200L9 199V196H11V195H9V194L12 193L11 191H13L12 194L15 193V194L17 195L16 198H17V197H20V196H21V192L23 191V189L21 188V185H22V183H21L22 178H21V176H19L20 174L18 175L17 172H16V171H18V167H19V166L23 167V166H22V163H23V162H22V160H20L22 163L19 162V163L21 164V165H19V163H17L18 161H17V162L13 161L14 163L18 164V165H16V166H18L17 169H16V167H14V166L11 165V164L13 163L11 159H10V160H11V164H10V162H9V158L11 157ZM106 155L108 156L107 153H106ZM106 155H104L103 157H105ZM109 155H111V154H109ZM122 155H123V154H122ZM171 155H172V154H171ZM256 155H258V154L256 153ZM17 156H18V155H17ZM20 156H21V155H20ZM24 156H26V155H24ZM34 156H36V157H34ZM37 156H38V157H37ZM142 156H144V153H143ZM150 156H151V155H150ZM201 156H202V155H201ZM28 157L26 156V157L23 159V160H25V161H24L25 163H26V162L29 163V161H27V160L29 159ZM42 157H43V156H42ZM109 157H110V156H109ZM113 157H114V156H113ZM116 157H117V156H116ZM116 157H115V158H116ZM118 157H119V156H118ZM120 157H122V156H120ZM120 157H119V158H120ZM138 157H139V156H138ZM140 157H141V156H140ZM145 157H146V156H145ZM148 157H149V156H148ZM163 157H164V156H163ZM167 157L169 158V155H168ZM21 158H23V156H22ZM26 158H27V160H26ZM34 158H35V159H34ZM66 158H67V156H66ZM111 158H112V157H110V159H111ZM132 158H133V157H132ZM146 158H147V157H146ZM164 158H166V157H164ZM187 158H188V157H187ZM63 159H64V158H63ZM104 159H105V158H104ZM106 159H107V158H106ZM108 159H109V158H108ZM108 159H107V160H108ZM112 159H113V158H112ZM112 159H111V161H112ZM137 159H139V158H137ZM153 159H154V158H153ZM13 160H14V159H13ZM40 160H42V159H40ZM73 160H74V159H73ZM113 160H114V159H113ZM122 160H123V159H122ZM133 160H135V159L133 158ZM142 160H143V159H142ZM151 160H152V159H151ZM166 160H167V159H166ZM166 160H164V161H166ZM209 160H211V159H209ZM35 161H36V160H35ZM35 161H34V162H35ZM77 161H78V160H77ZM77 161H75V162H77ZM104 161H105V160H104ZM111 161H110V162H111ZM143 161H144V160H143ZM143 161H141V162H143ZM159 161H160V160H159ZM179 161H180V160H179ZM183 161H185V160H183ZM70 162L72 163V161H70ZM83 162H84V161H83ZM85 162H86V161H85ZM110 162H109V164H110ZM118 162H119V161H118ZM118 162H117V163H118ZM122 162H123V161H122ZM154 162H155V161H154ZM161 162H162V161H161ZM106 163H108V162L106 161ZM123 163H124V162H123ZM144 163H145V162H144ZM73 164H76V163L73 162ZM87 164L89 165V167L92 168V165H93L92 162H91V163H87ZM90 164H91V165H90ZM111 164H112V163H111ZM121 164H122V163H121ZM152 164H153V163H152ZM156 164H157V163H156ZM156 164H155V165H156ZM184 164H185V162H184ZM26 165H27V164H26ZM63 165H64V164H63ZM115 165H116V164H115ZM150 165H151V164H150ZM150 165H149V166H150ZM81 166H82V165H81ZM93 166H94V165H93ZM122 166H123V165H122ZM134 166H135V165H134ZM139 166H140V165H139ZM142 166H143V165H142ZM146 166H147V162H146ZM156 166H158V164H157ZM156 166L152 167V165H151L150 167L155 168V170H154V169H153V170H154L155 172H158V175H159L161 171L159 172V171H158L159 169L157 170V169H156ZM160 166H161V164H160ZM162 166H163V165H162ZM184 166H185V165H184ZM261 166H262V165H261ZM21 167H19V168H21ZM52 167H53V166H52ZM150 167H149V168H150ZM74 168H75V167H74ZM74 168H73V169H74ZM120 168H122V167H120ZM138 168L141 169V167H138ZM146 168H148V166H147ZM146 168H145V169H146ZM149 168H148V169H149ZM152 168H150V170H151ZM140 169H139V170H140ZM143 169H144V168H143ZM148 169H147V170H148ZM237 169H238V168H236V170H237ZM21 170H22V168H21ZM77 170H78V169H77ZM139 170H138V171H139ZM147 170H146V171H147ZM256 170H257V169H256ZM258 170H259V169H258ZM258 170H257V171H258ZM261 170H262V169H261ZM61 171L64 172L65 170H64V171L61 170ZM66 171H67V170H66ZM66 171H65V172H66ZM75 171H76V169H75ZM143 171H145V170H142V172H143ZM154 171L150 172V175H148V176L151 177V173H153ZM43 172H44V171H43ZM79 172H80V171H79ZM87 172H89V171H87ZM90 172H91V171H90ZM140 172H141V171H140ZM140 172H139V173H140ZM148 172H149V171H148ZM170 172H171V171H170ZM170 172H169V173H170ZM54 173H55V172H54ZM77 173H78V171H77ZM143 173H145V172H143ZM230 173H231V172H230ZM55 174H56V173H55ZM67 174H68V173H67ZM84 174H85V173H84ZM141 174H142V173H141ZM141 174H140V175H141ZM256 174H257V173H256ZM258 174L261 175L259 172H258ZM48 175H49V174H47V176H48ZM57 175H58V174H56V176H57ZM70 175H72V174H70V172H69V176H70ZM75 175H76V177H77V174H74V176H75ZM127 175H128V174H127ZM142 175H143V174H142ZM172 175H174V174H171L170 177H172ZM152 176H153V175H152ZM174 176H175V175H174ZM176 176H177V175H176ZM178 176L181 177L180 175H178ZM53 177H54V176H53ZM143 177H144V175H143ZM146 177H147V176H146ZM153 177H154V176H153ZM239 177H240V176H239ZM239 177L236 176V181H239V182L242 183V181L245 180V182H244V181H243V182L246 183V179H245V178H248V177L242 175L240 178H242V179L244 178L243 180L240 179ZM249 177H250V175H249ZM57 178H58V176L56 177V179H57ZM90 178H91V177H90ZM144 178H145V177H144ZM144 178H143V179H144ZM148 178H149V177H148ZM155 178H156V177H154V178H152V179H155ZM162 178H163V177H162ZM162 178H160V179H162ZM238 178H239L241 181H240ZM28 179H29V177H28ZM56 179H55V180H56ZM91 179H92V178H91ZM143 179H142V180H143ZM172 179H173V177H172ZM172 179H171V180H172ZM174 179L176 180L175 182L178 184V182H179V183L181 182L180 180H182V177H181L180 180H179V179L177 180L176 177H175ZM259 179H260V178H259ZM30 180H31V179H30ZM47 180H48V179H47ZM55 180H54V181H55ZM147 180H148V179H146V182H148ZM164 180L167 181V179H164ZM65 181H66V180H65ZM149 181H150V180H149ZM263 181H264V179H263ZM263 181H262V182H263ZM56 182H57V181H56ZM138 182H139V181H138ZM152 182H153V181H152ZM155 182H156V180H155ZM163 182H164V181H163ZM163 182H162V183H163ZM182 182H183V181H182ZM239 182H238V183H239ZM25 183H26V182H25ZM28 183H29V182H28ZM31 183H32V182H31ZM33 183H34V182H33ZM136 183H137V182H136ZM150 183H151V182H150ZM156 183L158 184V182H156ZM20 184H21V185H20ZM123 184H125V183H123ZM126 184H127V183H126ZM160 184H161V183H160ZM166 184H167V183H166ZM177 184H175V185L177 186ZM246 184H247V183H246ZM47 185H48V184H47ZM145 185H146V183H145ZM147 185H148V184H147ZM153 185H154V184H153ZM162 185H164V184H161V186H162ZM167 185H168V184H167ZM195 185H196V183H195ZM22 186H23V185H22ZM25 186H26V185H24V188L26 189ZM70 186H72V185H70ZM124 186H125V185H124ZM157 186H158V185H157ZM241 186H243V185H241ZM47 187H48V186H47ZM127 187H128V186H127ZM149 187H151V186L149 185ZM153 187H155V186H153ZM159 187H160V185H159ZM159 187H158V188H159ZM165 187H166V185H165ZM165 187H164V188H165ZM192 187H193V185H192ZM243 187H244V186H243ZM263 187H264V186H263ZM89 188H90V187H89ZM128 188H130V187H128ZM138 188H139V187H138ZM158 188H157V189H158ZM168 188H170V187H168ZM176 188H177V187H176ZM176 188H175V189H176ZM195 188H196V186H195ZM244 188H245V187H244ZM244 188H243V189H244ZM260 188H262V187H260ZM48 189H49V188H48ZM55 189H57V188H55ZM102 189H103V187H102ZM106 189H107V188H106ZM171 189H172V188H171ZM238 189H241V190H242V187H240V188H238ZM46 190H47V189H46ZM49 190H50V189H49ZM109 190H110V188H109ZM116 190H117V189H116ZM119 190H120V189H119ZM166 190H167V189H166ZM241 190H240V191H241ZM244 190H245V189H244ZM25 191H26V190H25ZM38 191H39V190H38ZM132 191H133V190H132ZM169 191H170V190H169ZM172 191H173V190H172ZM175 191H176V190H175ZM175 191H174V192H175ZM263 191H264V190H263ZM23 192H24V191H23ZM29 192H31V190H29ZM29 192L27 191V193H29ZM50 192H51V191H50ZM59 192H60V191H59ZM125 192H127V191L125 190ZM198 192H199V191H198ZM201 192H202V191H201ZM243 192H244V191H243ZM24 193H25V192H24ZM133 193H134V191H133ZM202 193H203V192H202ZM239 193H240V192H239ZM25 194H26V193H25ZM31 194H32V192H31ZM31 194H30V195H31ZM114 194H115V193H114ZM126 194H127V193H126ZM134 194H135V193H134ZM172 194H173V193H171V195H172ZM182 194H183V193H182ZM195 194H196V193H195ZM26 195H27V194H26ZM37 195H38V194H37ZM83 195H84V194H83ZM112 195H113V193H112ZM135 195H136V194H135ZM175 195H176V193H175ZM130 196H132V194H131ZM173 196H174V195H173ZM243 196H244V195H243ZM258 196H259V195H258ZM258 196H257V197H258ZM11 197H12V196H11ZM13 197H15V195H14ZM32 197H33V196H32ZM35 197H36V196H35ZM38 197H39V196H38ZM41 197H42V196H41ZM95 197H97V195H96ZM123 197H124V194H123ZM188 197H190V196H188ZM191 197H192V196H191ZM196 197H197V196H196ZM245 197H246V195H245ZM16 198H14V199H16ZM29 198H30V197H29ZM29 198H28V199H29ZM39 198H40V197H39ZM42 198H43V197H42ZM45 198H46V196H45ZM48 198H49V197H48ZM48 198H47V199H48ZM88 198L90 199V197H88ZM97 198H98V197H97ZM106 198H108V196H107ZM109 198H110V197H109ZM127 198L129 199V197H127ZM131 198H133V197H131ZM136 198H138V197H136ZM178 198H179V197H178ZM11 199H12V198H11ZM28 199H27L26 201H28ZM49 199H50V198H49ZM52 199H53V198H52ZM59 199H60V198H59ZM104 199H105V198H104ZM119 199H122V198H119ZM134 199H135V198H134ZM187 199H188V198H187ZM203 199H204V198H203ZM203 199H202V200H203ZM255 199H256V198H255ZM188 200H189V199H188ZM197 200H198V199H197ZM260 200H262V197L260 198ZM16 201H17V200H16ZM97 201H98V200H97ZM97 201H96L95 203H97ZM99 201H100V200H99ZM102 201H103V200H101V202H102ZM134 201H135V200H134ZM191 201H192V200H191ZM18 202H19V201H18ZM21 202H22V201H21ZM50 202H51V201H50ZM101 202H100V203H101ZM103 202H104V201H103ZM103 202H102V203H103ZM188 202H189V201H188ZM199 202H200V201H199ZM262 202H263V201H262ZM19 203H20V202H19ZM19 203H18V204H19ZM22 203H23V205L25 206L27 202H26V203L22 202ZM33 203H34V202H33ZM35 203H36V202H35ZM48 203H49V201H48ZM102 203H101V204H102ZM104 203H105V202H104ZM130 203H131V202H130ZM194 204H195V203H194ZM19 205H20V204H19ZM27 205H29V204H27ZM47 205H48V204H47ZM94 205H95V204H94ZM188 205H189V204H188ZM201 205H202V204H201ZM203 205H205V203H203ZM7 206H9V205H7ZM35 206H36V204H35ZM96 206H97V205H96ZM116 206H117V204H116ZM134 206H135V205H134ZM194 206H196V204H195ZM252 206H253V205H252ZM16 207H20V208H18V209L16 208V209H17V210L15 209L16 211H19V209L21 210V208H22L21 206H16ZM48 207H49V206H48ZM90 207H91V206H90ZM98 207H99V206H97V208H98ZM102 207H105V206H102ZM25 208H26V206H25ZM25 208L23 207L24 212H26V211L28 212V210H27L28 208L26 209V211H25ZM33 208H34V206H33ZM35 208H36V207H35ZM35 208H34V209H35ZM91 208H92V207H91ZM95 208H96V207H95ZM117 208H118V207H117ZM202 208H204V206L201 207V209H202ZM8 209H9V208H8ZM36 209H37V208H36ZM42 209H43V208H42ZM88 209H89V208H88ZM119 209H120V208H119ZM204 209H205V208H204ZM204 209H202V210H204ZM259 209H261V208H259ZM263 209H264V208H263ZM10 210H11V208H10ZM12 210H14V208H13ZM61 210H62V209H61ZM97 210H98V209H97ZM101 210H102V209H101ZM122 210H123V209H122ZM122 210H121V211H122ZM206 210H207V209H206ZM206 210H205V213L207 212ZM248 210H249V209H248ZM6 211L8 212L7 209H6ZM16 211H14V212H16ZM21 211H22V210H21ZM35 211H36V210H35ZM58 211H59V210H58ZM99 211H100V210H99ZM103 211H104V210H102V212H103ZM105 211H106V210H105ZM105 211H104V212H105ZM118 211H119V210H118ZM153 211H154V210H153ZM210 211H211V210H210ZM261 211H262V210H261ZM14 212H13V214H14ZM19 212H20V211H19ZM19 212H18V213H19ZM59 212H60V211H59ZM94 212H95V211H94ZM107 212H108V211H107ZM135 212H136V211H135ZM183 212H184V211H183ZM9 213H10V212H9ZM18 213H16V214H18ZM30 213H31V212H30ZM37 213H38V212H37ZM118 213H119V212H118ZM150 213H151V212H150ZM202 213H204V212L202 211L201 214H202ZM13 214H12V215H13ZM102 214H103V213H102ZM111 214H112V213H111ZM116 214H117V213H116ZM125 214H126V213H125ZM130 214H131V213H130ZM139 214H140V212H139ZM212 214H213V213H212ZM113 215H114V214H113ZM121 215H122V214H121ZM152 215H153V214H152ZM186 215H187V212H186ZM248 215H249V214H248ZM250 215H251V213H250ZM19 216H20V215H19ZM19 216H18V217H19ZM34 216H36V214H35ZM38 216H39V215H38ZM38 216H37V218H38ZM110 216H111V215H110ZM116 216H117V215H116ZM116 216H115V217H116ZM137 216H138V215H137ZM139 216H140V215H139ZM73 217H74V216H73ZM128 217H129V216H128ZM144 217H145V214H144ZM186 217H187V216H186ZM21 218H22V219H20V220H23L22 212H21ZM31 218H32V217H31ZM113 218H114V217H113ZM118 218H119V217H118ZM140 218H141V216H140ZM145 218H146V217H145ZM254 218H255V217H254ZM254 218H253V219H254ZM114 219H115V218H114ZM119 219H120V218H119ZM136 219H137V218H136ZM136 219H134V220L132 219V220L136 222V221H138V220H136ZM146 219H148V216H147ZM160 219H161V216H160ZM259 219H261L262 221L260 220V222H263L262 224H264V221H263V219H264V211L261 212V215L259 216ZM110 220H112V218H111ZM117 220H118V219H117ZM125 220H126V219H125ZM144 220H145V219H144ZM1 221H3V220H1ZM6 221H7V220H6ZM24 221H26V220H24ZM24 221H23V222H24ZM34 221H36V220H34ZM115 221H116V220H115ZM115 221H114V222H115ZM122 221L125 222L123 216L121 217V223H123ZM157 221H158V220H157ZM160 221H161V220H160ZM249 221H250V219H249ZM23 222H22V223H23ZM66 222H67V221H66ZM117 222H119V221H117ZM161 222H162V221H161ZM258 222H259V221H258ZM0 223H1V222H0ZM4 223H5V220H4ZM17 223H18V222H17ZM22 223H21V226H19V228L22 227V225H24L25 222H24L23 224H22ZM30 223H31V221H30ZM59 223H60V222H59ZM68 223H69V222H68ZM74 223H75V221H74ZM115 223H116V222H115ZM209 223H210V222H209ZM61 224H62V222H61ZM65 224H67V223H65ZM130 224H131V223H130ZM137 224H138V222H136L135 225H137ZM142 224H143V223H142ZM30 225H31V224H30ZM30 225H29V226H30ZM107 225H109V224L107 223ZM125 225H126V224H125ZM135 225H134V226H135ZM187 225H188V224H187ZM210 225L212 226V224H209V226H210ZM6 226H7V225H6ZM9 226H10V225H9ZM9 226H8V227H9ZM16 226H17V224H16ZM24 226H27V223H26V225H24ZM24 226L22 227V229L24 228ZM76 226H77V225H76ZM117 226H118V225H117ZM120 226H121V225H120ZM128 226H129V225H128ZM247 226H248V224H247ZM263 226H264V225H263ZM10 227H11V226H10ZM27 227H28V226H27ZM45 227H46V226H45ZM60 227H61V226H60ZM69 227H70V226H69ZM130 227H131V226H130ZM130 227H129V228H130ZM213 227H214V226H213ZM257 227H259L258 224H257ZM260 227H261V226H260ZM28 228H30V227H28ZM31 228H32V227H31ZM54 228H55V227H54ZM56 228H57V226H56ZM56 228H55V229H56ZM58 228H59V225H58ZM61 228H62V227H61ZM67 228H68V226H67ZM67 228H66V229H67ZM70 228H72V227H70ZM126 228H127V227H126ZM126 228H125V229H126ZM209 228H210V227H209ZM209 228H207V229H209ZM214 228H216V227H214ZM214 228H213V229H214ZM250 228H251V227H250ZM252 228H253V226H252ZM263 228H264V227H263ZM263 228H262V229H263ZM20 229H21V228H20ZM20 229H19V230H20ZM22 229H21L20 231H22ZM26 229H27V228L25 227V231L23 230V232L26 233ZM45 229H46V228H45ZM117 229H118V228H117ZM120 229H121V227H120ZM120 229H119V230H120ZM153 229H154V228H153ZM213 229H210V230L212 231ZM2 230H3V232L1 233V235H2L1 238H3V240H10V238L12 237V235H15V236L17 237V236H19V234H20L19 231L17 232V231L11 230V229H9V230H4V229H2ZM57 230H58V229H56L55 231H57ZM59 230H60V229H59ZM188 230H189V229H188ZM216 230H217V229H216ZM241 230H242V229H241ZM263 230H264V229H263ZM29 231H30V230H29ZM65 231H66V230H65ZM213 231H215V230H213ZM233 231H234V230H233ZM23 232H22V234H23ZM40 232H41V231H40ZM57 232H58V231H57ZM138 232H139V231H138ZM216 232H217V231H215V233H216ZM18 233H19V234H18ZM64 233H65V232H64ZM66 233H67V232H66ZM68 233H69V231H68ZM68 233H67V235H68ZM188 233H189V232H188ZM16 234H18V235H16ZM22 234H20V237H21ZM51 234H52V233H51ZM51 234H49V236H50ZM60 234H61V233H60ZM82 234H83V232H82ZM121 234H122V233H121ZM160 234H161V231H160ZM258 234H260V233H258ZM258 234H257V235H258ZM37 235H38V234H37ZM62 235H63V234H62ZM65 235H66V234H65ZM65 235H64V236H65ZM131 235H132V234H131ZM170 235H172V234H170ZM215 235H217V234H215ZM15 236H13V239H14ZM53 236H55V234H54ZM53 236H52V237H53ZM82 236H83V235H82ZM117 236H119V235H117ZM135 236H136V235H135ZM142 236H143V235H142ZM162 236H163V235H162ZM211 236H213V235H211ZM259 236L261 237V234H260ZM22 237H23V236H22ZM22 237H21V238H22ZM26 237H27V236H26ZM67 237H68V236H67ZM112 237L114 238V236H112ZM133 237H134V236H133ZM143 237H144V236H143ZM154 237H156V233L154 234ZM164 237H165V235H164ZM50 238H51V237H50ZM69 238H70V237H69ZM82 238H83V237H82ZM214 238H215V236H214ZM261 238H262V237H261ZM24 239H25V238H24ZM56 239H57V238H56ZM72 239H73V238H72ZM77 239L79 240V238H77ZM108 239H109V238H108ZM157 239H158V238H157ZM161 239H162V238H161ZM26 240H27V239H26ZM54 240H55V239H54ZM65 240H66V239H65ZM103 240H104V239H103ZM106 240H107V239H106ZM111 240H112V238H111ZM164 240H165V239H164ZM254 240H255V239H254ZM11 241H12V242H15V243L17 242V240H16V241H13L12 239H11ZM11 241H10V242L8 241V242L11 243ZM21 241H22V240H21ZM186 241H187V240H186ZM22 242H23V241H22ZM22 242H21V243L18 242V243H19V244H18L19 247H20V244H22ZM79 242H80V240L78 241V243H79ZM113 242H114V241H113ZM120 242H121V241H120ZM148 242H149V241H148ZM163 242H164V241H163ZM165 242H166V241H165ZM4 243H5V242H4ZM6 243H7V242H6ZM6 243H5V245H6ZM25 243H27V242H25ZM138 243H139V242H138ZM149 243H150V242H149ZM151 243H152V242H151ZM167 243H168V242H167ZM183 243H184V242H183ZM189 243H190V242H189ZM11 244H13V243H11ZM27 244H28V243H27ZM124 244H126V243H124ZM169 244H170V243H169ZM191 244H193V242H192ZM263 244H264V243H263ZM16 245H17V244H16ZM72 245H73V244H72ZM78 245H79V247L82 246V244L80 245V243H79ZM126 245H127V244H126ZM128 245H129V244H128ZM132 245H133V244H132ZM143 245H144V244H143ZM257 245H258V244H257ZM28 246H29V245H28ZM34 246L36 247V245H34ZM64 246H65V244H64ZM74 246H76V245H74ZM129 246H130V245H129ZM157 246H158V245H157ZM195 246H198L197 243L195 244ZM5 247H6V246H5ZM37 247H38V246H37ZM37 247H36V248H37ZM84 247H85V246H84ZM121 247H122V246H121ZM121 247H120V248H121ZM146 247H147V246H146ZM257 247H258V246H257ZM261 247H262V246H261ZM1 248H3L2 245H1L0 249H1ZM6 248H7V247H6ZM30 248H31V247H30ZM30 248H29V250H30ZM55 248H56V247H55ZM114 248H115V247H114ZM130 248H132V247H130ZM191 248H192V247H191ZM193 248H194V247H193ZM201 248H202V247H201ZM258 248H259V247H258ZM263 248H264V245H263ZM20 249H21V247H20ZM33 249H34V248H33ZM84 249H86V247H85ZM194 249H195V248H194ZM194 249H193V251H194ZM196 249H197V248H196ZM199 249H200V248H199ZM248 249H249V248H248ZM1 250H2V251H0V253L3 252V249H1ZM18 250H19V248H18L17 251L15 252L16 255L18 254L17 256H16V255H15V256H14V255H9V253L7 252V253H8V257H9V259L11 258V259H10V264H23V263H22V260L25 258V256H26L27 254H26L25 256H22V253H28V252H26L27 250L25 251V250L23 249V252H22V250H20V252L17 253ZM38 250H39V249H38ZM65 250H66V249H65ZM68 250H69V249H68ZM68 250H67V251H68ZM89 250H90V249H89ZM114 250H115V249H114ZM122 250H123V249H122ZM124 250H125V249H124ZM128 250H129V249H128ZM197 250H198V249H197ZM200 250H202V249H200ZM259 250L261 251V249H259ZM4 251H5V250H4ZM6 251H7V250H6ZM8 251H9V250H8ZM105 251H106V249H105ZM131 251H132V250H131ZM154 251H155V250H154ZM158 251H159V250H158ZM202 251H204V250H202ZM202 251H201L200 253L203 255V252H202ZM10 252H12V249L10 250ZM38 252H39V251H38ZM68 252H69V251H68ZM113 252H114V251H113ZM124 252H125V251H124ZM261 252H263V250H262ZM7 253H6L5 255H7ZM32 253H34V252L32 251L31 254H32ZM41 253H42V252H41ZM72 253H73V252H72ZM83 253H86V252H83ZM88 253H89V252H88ZM88 253H86V254H88ZM90 253H91V252H90ZM126 253L129 254V252H127V251H126ZM130 253H132V252H130ZM162 253H163V252H162ZM196 253H197V252H196ZM200 253H199V254H200ZM210 253H212V252H210ZM36 254L39 255L38 253H36ZM36 254H35V256H36ZM66 254H67V253H66ZM76 254H77V253H76ZM80 254H81V252H80ZM177 254H178V253H177ZM186 254H187V253H186ZM204 254H206L205 251H204ZM212 254H214V252H213ZM0 255H1V254H0ZM5 255H4V257H5ZM23 255H24V254H23ZM89 255H90V254H89ZM91 255H92V254H91ZM91 255H90V256H91ZM105 255H106V254H105ZM193 255H194V254H193ZM195 255H196V254H195ZM197 255H198V254H197ZM58 256H59V255H58ZM126 256H128V255H126ZM129 256L131 257L132 255H129ZM211 256H212V255H211ZM211 256H210V257H211ZM213 256H214V255H213ZM6 257H7V256H6ZM27 257H28V256H27ZM30 257H31V256H30ZM33 257H34V256H33ZM38 257H39V256H38ZM40 257H41V255H40ZM76 257H78V256H76ZM79 257L82 258L81 255H79ZM91 257H92V256H91ZM108 257H109V256H108ZM193 257H194V256H193ZM197 257H199V256H197ZM200 257H201V256H200ZM202 257H203V256H202ZM205 257H206V256H205ZM207 257H208V256H207ZM207 257H206V258H207ZM226 257H227V256H226ZM226 257H222V258H226ZM13 258H15V259H13ZM55 258H56V257H55ZM67 258H68V257H67ZM73 258L75 259V260H73V261H76V260L78 261V259H76L75 257H73ZM83 258H84V254H83ZM145 258H147V257H145ZM211 258H212V257H211ZM211 258H209V259H211ZM261 258H262V257H261ZM6 259H7V258H6ZM26 259H27V258H26ZM86 259L88 260V257H87ZM113 259H114V258H113ZM113 259H112V260H113ZM116 259H117V258H116ZM124 259H126V258H124ZM199 259H200V258H199ZM204 259H205V258H203V260H204ZM214 259H215V258H212V260H214ZM59 260H60V259H59ZM65 260H66V259H65ZM69 260H70V259H69ZM69 260H67V261H69ZM79 260H80V259H79ZM83 260H85V259H83ZM129 260H130V259H129ZM223 260H224V259H223ZM263 260H264V259H263ZM70 261H72V258H71ZM73 261H72V262H73ZM77 261H76V262H77ZM89 261H91V259H89ZM89 261H88V262H89ZM93 261L95 262L96 260H93ZM216 261H217V259L215 260V263H217ZM218 261H220V260H218ZM226 261H227V260H226ZM226 261L224 260L225 263H226ZM28 262H29V261H28ZM28 262H27V263H28ZM76 262H74V264H76ZM78 262H79V261H78ZM78 262H77V264H78ZM82 262L84 263V261H82ZM153 262H154V261H153ZM231 262H232V261H231ZM231 262L229 261V263H231ZM263 262H264V261H263ZM263 262H262V263H263ZM80 263H81V262H80ZM96 263H98V262L96 261ZM102 263H103V262H102ZM110 263H111V262H110ZM113 263H114V262H113ZM155 263H156V262H155ZM2 264H3V263H2ZM7 264H8V263H7ZM29 264H30V263H29ZM44 264H45V263H44ZM67 264H69V262H67ZM70 264H71V263H70ZM98 264H99V263H98ZM100 264H101V262H100ZM223 264H224V263H223ZM227 264H228V263H227ZM245 264H247V263H245Z\"/></svg>",
    "mask_w": 264,
    "mask_h": 264
}]
</instances>
